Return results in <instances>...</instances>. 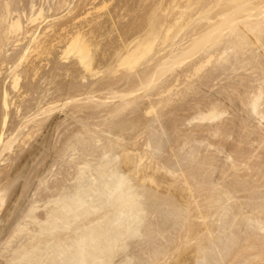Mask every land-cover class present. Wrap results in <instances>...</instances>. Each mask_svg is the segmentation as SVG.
I'll list each match as a JSON object with an SVG mask.
<instances>
[{
  "label": "bare ground",
  "instance_id": "obj_1",
  "mask_svg": "<svg viewBox=\"0 0 264 264\" xmlns=\"http://www.w3.org/2000/svg\"><path fill=\"white\" fill-rule=\"evenodd\" d=\"M22 1L23 2L25 1V3L28 1L27 3H28V7L30 9V12H26L25 8H27V7L20 10L21 5H20V7H18V5ZM51 1L50 0L46 1L47 3L49 2L48 4H50V5H48L47 3L45 4L46 6L48 5L46 8L47 10H46L45 9L46 6H44V4H43V3H45L44 0H43V2H42V0L40 1L41 4L39 2L37 3L36 0H0V59L3 61L2 65H4V63L6 61L9 63L13 62L12 64L10 63L11 69L10 68L8 69V71L10 70L9 72H11L12 77L14 76V81L11 79V81L13 83L12 84L13 88H17L19 90V87H20V89H21V86H20L21 83H19V80L21 78H19V77L22 75H20L17 70H18V68L20 69V67H22L21 66L22 64H24L25 62L28 63V60L30 59L31 56H34L33 58L35 60H38V59L44 58V56L52 55V54H50L51 50L56 48L57 46H60V47H57L56 49L62 47L61 48L62 51L60 50L61 60L65 61V62H69L70 60L71 61L74 60L75 62L73 64L72 63L71 64L73 66H76V67L78 65H79V67H82V70L83 69L85 70L84 72L87 71L86 73L90 74V76H88L89 78H92V76L97 77V75L100 74L101 72H103V76H104V73H105L104 71L100 70L101 72L97 73V74L94 73L95 75L93 74V72H98L99 71L98 68L101 66V65L99 66V64L102 62V64L105 65L104 61L106 60L107 65L108 64H110V65L106 66V68L104 66V68H103L104 70L107 68L113 69V65H111V62L115 63L116 68L114 67V70L111 69L112 70V72H111L112 76L114 74H116V72L117 73H119V71L123 72L124 77H122L123 75L121 76V74L119 73L122 78H120L118 76L117 77L119 79L117 77L115 78L119 83L121 81L123 82V80H125V82H126L127 80H132V79H133L132 80L133 82H131L132 83L131 87H130V85H129V88L125 87L127 92L124 91L125 92L124 93L123 90H121V92H123V94L121 95L122 101H120L118 99L120 97L121 92H119L120 94L118 93L119 96L117 95V91L122 89V86L120 87L119 90L116 86L115 88L117 91H114L110 88L111 87L114 88L113 87V86H115L114 83H116L117 81L114 83L111 82L112 84L109 82L111 84L110 87L108 86L109 83L107 85L106 83L103 82V84H106V86H108L109 89L107 87L106 88L109 91L112 90L117 95L116 99L114 98L116 101L119 100V102H120V103L118 102L117 105L112 103L114 101V99L109 94L110 92H108L107 89H106V92L108 93L109 96H111V99H113V101L110 99H107V100H110L112 102H110V103H109V101L106 102L105 98H102L105 101H100L99 99L101 97L99 96L100 98L96 97L99 101L98 100L96 101V99H95L96 103H91L89 100V103H86L87 105L89 104L87 107H86V105H83V100L81 103L79 98H78L81 93H84L83 92L84 90H82V92L80 90H78V92H77V90H76V92L78 94H79V91L81 92L79 95L76 94L78 99L75 96L76 92L72 93L73 95L69 92L66 95L64 93L63 96L64 95L68 96V97H66V99H68V102L66 99L62 98L61 92L59 90H57L61 94L60 97L62 98V101H61V98H59L57 100L55 99L56 101L52 100L53 105L51 107H49L48 109H46V111L43 114H45V115L50 114V113L52 114V112L54 113V111H58L62 106H65L67 108L68 107L67 105L69 103L70 104L72 103V106H75L76 109H78V110L83 108V107H86V109L84 108L86 111H87V108H89V109L92 108V110H94V111L97 108L99 110L101 108V106L103 107V106H106L108 103L109 104L112 103L115 106L112 105L113 107L110 109V111L108 110L109 113H107V112H105V113L107 114L106 117H109L108 115H110L112 118H114L113 120H115L117 117L121 118V116H124L128 112L129 109H131V111H132L131 114L134 111H136L137 107L138 108L140 107L139 106L140 105L139 99H140V101L141 100L144 101L146 96L147 97L149 96L147 93H149L150 90L151 91L154 90V91H156V93L153 94L155 96V99H153V100L149 99L150 100L149 103H147V104L144 103V105H146V107L145 106H143V107L146 110V113H148L147 114L148 116H149V114H150V116H152L151 114H153V115L155 114L154 116H152L155 123L160 118L158 122L160 124H162L163 122H160V120L162 118H165L166 116H170L173 110H174V113L177 114L178 111L175 108H172L173 107L172 105H174V103L177 104L176 102L179 99L180 100L182 99L181 101H184L183 98L190 99V97H191V100L193 99L192 102L194 103V100L196 102L195 106H193L194 105L193 103L190 102L192 104L191 105L188 102L191 106H189L187 108L186 107L187 103L185 102L186 103L185 104L183 102L185 104V110H186L185 112H188L187 110H189L190 112H188V113L190 115H188L186 117L185 113L183 115L182 112L178 113V115L179 116H182V115L185 116L186 117L185 121L189 120V122L191 120L197 119L199 122L197 125H195V127L197 128L195 130L199 131V133L201 132V130L204 127L206 128L207 123H210L211 128H213L212 133H214L215 137L220 133L221 136L223 135L224 137H227V139H228L229 138L228 136H231L232 133H233V135H235L234 132L238 129L237 127L239 125L238 126L236 125L237 121L240 118V117L238 118L236 116L237 114H239L238 111L245 109L248 114L245 116V118H243V121L245 119L246 120L240 124L242 126V124L244 123V127L239 126L241 129V133L243 134V132H245V135H244V138H242L243 136H241V133L238 132V134L241 136V138L238 135V137L240 139H239V141H237L238 138L234 137V138H236L235 139L236 145L233 144V147L237 146L238 151L241 153L243 150V147H241V145L246 143V142H244V140H247V142L250 141L249 143H254L255 142L254 140H256V142H258L257 144H259V148L260 149L264 148V133L262 135L261 134L262 131H261V133L259 132V135H261V136L259 138H257L259 135L257 134L258 135L257 137L253 136L252 132H251V130H256V128L254 129L255 126H252V121H251L255 118L257 120V117L254 118V116H260L262 119L264 118V0H146L145 4H140L141 6L137 5V7L138 6L143 7V5H146V3H147V5L142 8L141 13H140V11H138L140 15L135 13L136 16L133 18V16H134L133 11L136 10L137 7L134 8L132 6V4L136 5V4L141 2V0H139V2H138V0H134V1H137V3L135 4V3H133L134 1H131L132 4L130 5L134 8V9L132 8V11H131V13L133 14L131 19L132 18L133 19L132 20L129 19V21L127 23L125 20L128 19L129 15L127 17L126 14H128V13L123 14L122 16L126 15L125 17H127L126 19L123 18L127 24L126 23H125V25L121 24L122 26L120 28V31L118 30L119 33L113 29L115 31V33L117 32L119 34L118 37H119V40L120 39L121 40L118 42H120V43H118L117 46H115L114 48L111 47L113 49L112 51H110L111 49L110 50L108 49L110 47L109 44H111V43L107 44L106 46L103 45V43H102L104 48L107 49L105 51L102 48L103 53H101L99 51L101 49H98V48H97L98 50L93 49L94 46H96L95 42L93 41V38H96L95 36H97V35H95L97 33L92 30L93 27L86 31L87 28H85L83 26V24H82V26H81V24H79V22L81 23V21L83 19H84L83 22L88 19L87 17L84 18V16H86V14L88 12L86 13V11H85L86 14L83 13V14H85V15H82L83 19L79 15H75L77 13V11H76L77 8H79V7L91 8L92 6L94 7V5L91 6V4H94L95 1H97V0H78L77 6H75L74 5L75 3H73L74 8L72 7L71 3L74 2L75 0H56V1L51 0ZM108 1H111V0H108ZM108 1H106V2H108ZM142 1L144 2V0H142ZM50 2L52 4L54 2H56L55 3L56 5L54 4L56 7H54V5H52ZM106 2L104 1L102 4H100V6L96 5V6H98V7H96V9L100 10V12H101V10L108 9ZM122 2H124V1H122ZM128 2H129V0H128ZM39 4H40V6H39ZM128 4H130V2ZM70 5H71V7H70ZM24 6H26V5H24ZM109 6H111V5H109ZM127 6L124 5V8ZM22 7H23V4H22ZM65 7H67L68 9L70 8L69 10H66V12H68L67 15L71 16L70 20L68 19L69 20L68 22L63 21L64 18H66L64 13H63L64 16L63 15L57 16L58 14H56V12L65 9ZM115 8H116V6H115ZM117 9H116V11H117ZM138 9H140V8H138ZM50 10H53L54 14L56 16L55 18L53 17L54 19L53 18L51 19V20H53L51 22H49L50 20L49 21L47 20V18L51 17V15L49 14L48 17L46 16V15H48L46 13H50ZM79 10H78V14H80L81 12H84V10L82 8H81V10H83V11H80V13H79ZM88 10H91V9H88ZM123 10L120 9L121 12L120 11L119 12L122 14ZM126 10L129 12L128 9H126ZM126 10L124 12H126ZM74 11L76 12L75 14H74ZM91 11H93V10H91ZM91 11H89V13ZM112 11H113V9H112ZM143 11H144V13L142 14ZM109 12L110 11L108 10V13ZM114 13L117 14V12H114ZM91 14H93V13H90V15ZM103 14H104V12L101 14L102 17H103ZM121 14H119V16ZM95 15L98 16L99 14L95 13ZM115 15H114V19L116 18ZM61 16H63V17H61ZM88 17H91V16H88ZM92 17H94V16H92ZM97 18H99V17H97ZM100 19L101 18H99L97 20L95 19V20L99 21ZM118 19L119 18H117V21H118ZM38 20L39 21L43 20L42 23H44L45 20H47L49 22V23H46L47 26L43 28V30L41 31L42 33H40V34L36 33L38 31V26L36 28H33L34 24ZM107 21L108 20H106L105 22H107ZM122 21L123 20H121V22ZM84 23L90 24V22L89 23L84 22ZM120 23H118V24L120 25ZM95 24L96 23H94V25H93V23H91V26L92 25L95 26L94 29H96V27H100L99 30H101V25L99 24L100 26L99 25L97 26ZM116 24H117V22H116ZM105 25H106V23L105 24L103 23V25H102V26H104L103 28L109 27V25L106 27H105ZM110 26H113V24ZM115 27H117V26H115ZM112 28L109 29L110 30L109 32L113 31ZM103 31H104V29L102 30V32ZM106 33H108V31ZM106 33H105V36L107 37L109 34L106 35ZM29 34L31 35L30 37H32L31 41L28 38V41H30L29 42L30 44L27 47L24 44L26 48L23 50H25V51H23V52L21 51L23 54L19 58H18V56H19L18 55L17 56L18 59L15 57L16 58V60H15L14 58H11L14 56L9 57L7 55V53H5L6 52L5 50H9V49H7V47L9 46L10 42H12L11 41L12 38L13 39L16 38L15 42H17V41L21 42L19 37L21 36V38L22 37L27 38V36L29 37ZM102 36H103V38L105 37L104 35H102ZM101 37L98 35L97 40H99V38H101ZM115 37H117V36H115ZM103 38H102V40H103ZM105 41H106V39H105ZM13 44H15V43H13ZM17 46H19L18 43H17ZM98 47L101 48V46H98ZM96 50L102 54V58L99 57V59L101 58L102 60L99 61L100 63L97 64V67L98 66L99 67L97 68L95 66V68H97L98 71H96L94 69V60H95V58H97L98 56H101V55L97 54L98 56L96 57V53H98ZM58 51H59V49H58ZM108 51H110L111 53L108 54ZM52 56H54V55H52ZM57 57H58V55H57ZM48 58H50V56ZM52 58H54V57H52ZM60 58H58V59H60ZM13 59H14V61H13ZM109 61H110V63H108ZM16 62H18V63H16ZM33 62H35V61H32V63ZM50 62H52V61L50 60ZM96 62H95V64H96ZM36 64H37V62H36ZM36 64L34 67H33V65L31 67H29V64H28L29 69L25 66L26 64L24 66L27 68V71L30 70L31 68L33 71H36V73L35 72H33V73H35L34 76H37L36 74H39L38 72H39V70L41 71V69H40L41 67L37 65L39 67L38 68L36 66ZM45 64H46V66L50 64L49 59H48V64H47V60H46ZM51 64H53V63H51ZM59 64H60V62H59ZM39 65H41V64H39ZM62 65H63V63H62ZM41 66H45V65H41ZM1 67H3V66H1ZM25 67L23 69H21L20 71L23 70V72H24V69L26 70ZM57 67H58V64L56 66V70H59V69H57ZM68 67H69V65H68ZM42 68H44V67H42ZM60 68H62V66ZM45 69H46V67H45ZM54 69H55V66H54ZM64 69H66V68H64ZM64 69L63 70L60 69L61 72H63ZM69 69H70V71H72L71 68H68L67 72L69 71ZM32 70H30V72ZM53 70H50L51 72L50 71L49 72L52 73ZM227 70L228 71L230 70L232 73H236V74L238 73V75H239L240 70H242V71L244 70L246 72L253 70L252 71L253 74H257V75H256V77H254L255 75H253L252 72L247 73L250 78L249 77H247V78L242 77L241 75H239L242 78H240L239 80L237 79L238 81L233 80L235 83H233V81H231L233 84L230 82V84H232V85H229V83H227L225 81L226 78L229 76V74H228V76H226V78L224 77L225 79L221 78L222 80L225 81V83L223 84V85H225V88L224 87L223 88L226 90H224L222 88L224 92H220V91L218 92L217 90L220 87H222V83L224 81L221 82L217 86L218 87V89H217L216 86L215 87L213 86V84H215L216 81H212V80H217V82H218L220 73L227 71ZM69 72L67 74H69ZM79 72H80V70H79ZM47 73L48 72H45V74H47ZM232 73H230V75ZM31 74H32V72H31ZM67 74H64V76L66 77ZM70 74H71V72H70ZM74 74H76V73H74ZM77 74H78V72H77ZM91 74H93V75L91 76ZM108 74L110 75V73H108ZM222 74L225 75L224 73H222ZM240 74H241V72H240ZM242 74H243V72H242ZM244 74H245V72H244ZM244 74H243V76L246 75V74L245 75ZM41 75H43V73ZM41 75H39V76H41ZM116 75H114V76H116ZM209 75L214 76V77H210L211 80L209 79L210 80L209 82H213L212 87L217 89V90L213 89V92H214L213 93V99L214 100H210V99H212V96H211L212 91L210 92L208 90V89H210L209 88L210 84H209V86H207V84H206L208 82L207 81L208 79H206V78ZM226 75H227V73H226ZM62 76H63V74H62ZM69 76H72V74ZM69 76H67V77L69 78ZM83 76H84V73H83ZM83 76L81 77V80L83 82H86L85 77H87V76H85L84 78H83ZM56 77H58V75H56ZM56 77L54 78V80H56ZM72 77L75 78V75H73ZM230 77H232V75L229 76V78ZM33 78H35V77H33ZM77 78L79 80L80 77H77ZM100 78H102V77L100 76ZM23 79H24V76H23ZM93 79H95V78L93 77ZM115 79H113V80H115ZM221 79H220V81H221ZM54 80H52V82H54ZM66 80H67V78H66ZM103 80H106V78H104ZM110 80L113 81L112 79H110ZM3 81H4V79H3ZM50 81H49V84H51ZM250 81H254L256 83L251 82L253 84V85H251ZM93 82H95V84H96V81H93ZM101 82H102V80H101ZM105 82H108V80ZM237 82H239V83H237ZM9 83H11V82H9ZM97 83H99V82H97ZM129 83H130V81H129ZM65 84H66L65 86L69 85V84H67V82ZM70 84H72V83H70ZM91 84L94 85V83H91ZM91 84H89V85H91ZM204 84H205V86L208 87V89H206V90H208L206 93L211 94V95H207V96H209L208 98H205L206 95H204V94L201 95L202 87ZM72 85H73V87H72L73 89H77V87L76 88L74 87L75 86L74 83ZM81 85H82V87L79 85L78 89H79V87L84 89L85 85H84V87H83V84H81ZM117 85L119 86V84H117ZM237 85L241 86L240 88L243 87L242 88L243 90H240ZM56 86L61 87V85H59V84ZM76 86H77V84H76ZM99 86H101V84H99ZM59 87H57V88H59ZM125 88H124V90H125ZM61 89H62V87H61ZM86 89H88V90L91 89V86H90V88L87 87ZM99 89H100V87H98V89L96 87V89L92 90L93 93H91V94H94L95 90H97L98 92H101L103 90V92L106 93L104 91L105 87L102 90L101 89L99 90ZM88 90H87V92H88ZM141 90H142V92H141ZM206 90L203 89V91H206ZM219 90H221V89H219ZM11 91H12V89H11ZM64 91H66V90H64ZM103 92H101L102 96H104ZM137 92L140 93V95H141V93L142 94L144 93L145 95L144 94H143L144 96L142 95L144 98L141 99L142 96H140ZM225 92L227 94L226 96L228 97V100L225 98L226 102H221L223 100H221L220 97L217 98V96H219L221 93L224 94ZM87 94H90V92H88ZM214 94H218V95H215L216 97L214 98ZM223 94H222V99H224L223 96L225 97V94L224 95ZM151 95L152 94H150V96ZM88 96H89L88 98H90V96L93 97V100H94L95 96H93V95H88ZM106 96H107V94H106ZM150 96L148 98H150ZM152 96H151V98H152ZM56 97L57 96H55V98ZM58 97H59V95H58ZM81 97H82V94H81L80 98ZM85 97H86V95L84 96V98ZM13 98H12V100H13ZM44 98H45V96H44ZM216 98H217V100H216ZM87 99L85 98V101ZM225 99H224V101H225ZM12 100H11V94H10L9 90L3 91L2 95L0 94V105H1L2 111H3L2 116L0 117V157H2V155L6 152H8V153L10 152L9 154L11 155V151H12V154H13L14 145L18 141H19L18 143H21L24 146H27L28 148L26 147L27 151L25 154L23 153V150H22L21 153H23L24 155L18 153L21 157V158L19 157L21 159L20 162H18L17 164H12V161L10 160V162H11L10 164H12V166L15 165L14 168L12 167L13 169L11 167H8L9 164L6 165L8 167V169L10 168L9 169L10 171H8L10 173H8V174L5 173L6 176L3 175L4 177H1V172H3V170H5L7 167L4 168L2 171H0V205L2 204V208H3V205L5 203V200L7 201V199H9L8 197H6V195L8 193L11 192V195H10L11 201L14 199L13 195H15V196L18 195L16 189H14V187H12V186H14L13 182L16 181L15 183L19 184V180L20 179L22 180V178L27 175V174L25 175V173L26 172L30 173L27 171V169H30L29 165L32 164L31 162H33L36 158H38V156L41 155V151H42L41 147H34L35 145L34 146L33 145L28 146L29 143L31 144L30 140L32 141L33 138L35 139L36 135L38 138L39 137L38 134H40L41 136L46 134V129H48L47 131H49V129L53 128V132H54L56 126L58 125V123H57L55 128L53 127V123L55 124V122H53L51 120V118H50L51 114L49 116L47 115L44 118H42V117L40 118L38 114L37 115L35 114L36 116L34 115V117L32 119H29L28 121H27V119H28L27 118L26 119L27 122H24V124L19 126L20 130L28 128V130L26 129V132L20 133L19 136H17L16 138H14V135H16V134H12V136L9 135L7 137V140H6V136H7L6 130L8 128L9 119H10L9 118V113H10L9 109L11 107L10 101L13 102ZM63 100H66V103L58 104L59 101L64 102ZM146 100H148V99L146 98ZM218 100H221L220 103L222 105L219 103ZM21 101H23V100H21ZM43 101H44V99H43ZM43 101H42V103H44ZM45 101H46V99H45ZM49 101L51 102L50 99H49ZM186 101H190V100H186ZM227 101L229 102V105H227L228 108H229V106L230 107L232 106L231 107L232 109L229 108L230 110L225 105V103L228 104ZM40 103H41V101H40ZM183 103H181V104L183 105ZM16 105L17 104H15V106ZM169 105H171V106H169ZM177 105H174V106H177ZM40 106H41V104H40ZM17 107H19V106L17 105L15 108H17ZM167 107L168 108L171 107L173 109L170 114L168 111V115L165 114L167 111L165 110L166 111L165 112L163 110L164 108L169 110ZM179 107H177V108L179 109ZM29 108L30 107H28L27 109H29ZM31 108H33V107H31ZM108 108H110V107H108ZM132 108H136V110H134ZM233 108L235 110H233ZM18 109H20V108H18ZM35 109H33V113H34ZM70 109H71V107H70ZM76 109H73V110H76ZM105 109H107V108H105ZM193 110H194V112H193ZM228 110L230 111V113L233 110L231 113L232 118L227 119L228 117H226V119L229 120L226 122V119H224V117H225V114L227 113ZM236 110H238L237 113H236ZM38 111H39V109H38ZM82 111H83V109H82ZM104 111H106V110H104ZM163 111L165 113L162 114ZM179 111H182V109ZM19 112H20V110H19ZM23 112H27V110H25ZM72 112L73 111L70 112V110L68 112L66 111V113H70V115ZM75 112L78 113L77 111H75ZM233 112L235 113V115H232ZM61 113H62V111H61ZM82 113H78V115L82 114ZM98 113H99V115H101L103 113V111L101 113L100 112H98ZM105 113H103V114H105ZM230 113L228 112V114H230ZM21 114H19L20 117L25 116V114H23L24 116H21ZM83 114L88 115V113H83ZM93 114H95V113H93ZM93 114H92V116H93ZM180 114H182V115H180ZM54 115H56V114H54ZM74 115L75 114L73 113V116ZM99 115H97V116H99ZM142 115H144V114H142ZM164 115H165V117H164ZM248 115H249V118L247 117ZM26 116H28V115H26ZM75 116H77V114ZM81 116H79V117H81ZM94 116L96 117L95 119H98V117L96 115H94ZM172 116L173 115H171L170 117L173 119L174 117H172ZM25 117H24V121H25ZM86 117L88 118V116H86ZM89 117H90V115H89ZM93 117L90 118L91 119L90 121H92L94 119ZM101 117L104 118L103 115ZM101 117L99 116L98 120L102 119ZM124 117L121 121L124 120ZM152 117H150L151 119L148 117L149 121L147 119H144V121L147 120L146 122H150V125H148L149 123L145 124V125L151 126V128L155 126L154 125L155 123L151 125V123L153 121ZM155 117L157 118V120H155ZM235 117H236V119L238 118V120H235ZM112 118H110V117L108 118L110 123L114 122V121H111ZM229 118H230V116H229ZM250 118H253V119H250ZM72 119H74V118H72ZM76 119L78 121V119H80V118L76 117L74 121H76ZM82 119H85V117L84 118L81 117V122L84 121V120L82 121ZM95 119H94V121H95ZM104 119H106V118H104ZM166 119L168 120L167 117H166ZM172 119H171V121H172ZM57 120L59 121V119H57ZM137 120H138V118H137ZM165 120H164V122H165ZM69 121H71V120H69ZM79 121H78V123H79ZM178 121H180L182 124H184L183 118L180 119L179 117H177L176 120H173L174 125L172 126V128H174V132H176V133L179 132V135L181 136L180 132L183 129L180 131L179 125L176 123ZM30 122H32L33 125L29 126L28 124ZM86 122H88L87 119L85 121V124H86ZM105 122H106V120H105ZM116 122H118V119H116ZM134 122L137 123L138 121H134ZM158 122L156 124H159ZM180 122H179V124H180ZM228 122L231 124H235V127H230L229 124H227ZM62 123L59 122V125ZM108 123H106L105 125H108ZM112 123L109 125L111 126ZM194 123H197V122H194ZM194 123H193V125H194ZM70 124H72V123H70ZM76 124L77 123L74 122V125H76ZM85 124H82V126ZM93 124L95 125V123H93ZM119 124H120L119 125V127H120V126H123V124L125 125L126 122L125 123L123 122L122 125H121V122ZM127 124H128V121H127ZM131 124H129V125H131L130 128H128L129 126H127V125L126 126L129 130L131 129L135 133L133 136V139L131 138V136L129 138L130 140L132 139V141L134 140L135 141L134 143L133 142L130 143V141H128V137H129L128 135L129 134H126V132H128V129H126L124 126H123V128H125V129L120 128L118 133L115 134L116 135L115 137H114V135L111 134V133H113V130H112V132L110 131L112 128L109 129V131L111 133L108 132V134H111V136H113V138H117L116 140L112 139V138H110V139L107 138L110 135H106L107 137L104 135V134H107V131L105 130L106 127H104V129H101L102 131L104 130V132L101 133L100 132L101 130L98 131V129H97V131H98L97 132L96 129L95 130L91 129L92 127L90 128L89 127L90 125L88 126L87 124L83 128H81L82 126L80 127V125L79 126L76 125V126L80 127V129H82V130L84 129V132L87 134V136L90 135L89 138H87V140L84 139L87 136L83 137L84 136L83 134H85V133H82L81 132L82 130L76 131V129H78V128H76V126H74L73 124L72 125H73V127H75V130H74V128L70 129V130H72V135H69L70 133H68V129H67V128L72 127L71 125H68V127H66L67 131L64 130L65 128L61 129L62 131L63 130L66 131L69 135V136L67 135L70 139V140H67V141H69V149L68 150L69 151L71 150V152H68V153H72V151H77L78 150L77 146H79V145L81 146L83 144L84 146H86L88 144L86 146V149H84V151H87L90 154V155L89 154L88 155L91 156V159H94V157H95V159L97 161L95 159L94 160L96 162L94 160H93L94 162L92 160L91 161L88 160V159H90V157L89 156L87 157V155H86V157L88 158L87 159L85 157L86 152H84V154H82L83 152L81 151V153L80 152H78V153L73 152V153H75V155H73V153L71 154L73 156H71L69 154L71 158L75 157L74 159H71V160L69 159V161H70L69 162L68 159H66L67 156L69 157V155L66 154L67 153L66 151H68V150L65 149L66 146L68 147V145H63L64 142H63V144L61 142V144L63 146H65L64 151L66 150L65 151L66 153L63 151L65 156H63L62 151H61L62 153L59 151L60 149H58V150L56 149L57 153L59 151L60 154L59 153L58 154L61 157L62 156L66 157L65 159H66V161H68V162H66L64 158L57 156L58 159L61 158L64 160L62 162V164L63 163L65 164V162H66L68 165V163H71V161L76 160V158H77L76 161H78V160L80 161V159H81V161H83L82 164H80L81 166L79 165V163H76V166H77V164H78V166H80L79 168H77L78 166L76 167L77 172H76V170L74 171V169L73 170L68 169V171H70V172L71 171L76 172L75 177H73L72 175L66 176V173L61 174L62 172H64V171H62V169L64 170L65 166H66V168H70L72 166H69V167L67 165L63 166L60 163L62 165L60 167H64L61 169V168H59L58 165H56V167L58 166L57 168L61 170L60 171L61 176H63V177L66 176V177H70V178L73 177V179L75 178L73 184L71 186H69L71 184V182H70L71 179L69 182H67V181H65L67 178L65 179V177H64V179H65L64 180V179H61L62 177L60 176V174H58L59 176L55 175L56 180L57 179L59 181L64 180V182L62 183V186H61V184L60 185L58 184L57 188H54L57 186V183H56V185L53 184L55 186L49 187L52 190L54 188V190L56 192H54V190H53L54 194L52 195L53 192L51 190V192H52V193L50 192L51 197L49 196V198H48L49 200H48V203H46L47 206H46V209H45L43 216L40 217L39 215H37L36 214V208L33 206L30 209H28V211L25 212L26 215L22 218V220L19 221L18 224L16 223L17 226L14 228L13 233L9 237L8 241H7V239H5L6 240L5 243H7V244H6V247H5V245L3 246V248L4 247L5 248L1 251L0 258H2V256H3V258L5 257L7 260V264H133V261H134L136 254H138V252H140L150 241L147 237L148 222L150 220H154L157 218V216L154 214H152V215L147 214L145 209H143V206L141 205L143 190L141 187L138 186V184H134V181H136V180L138 181L139 178L137 177L138 178L137 179L136 176L138 174L143 173V171L146 170L145 169L146 164L149 163V161H151V159L154 156L156 158L158 157V159H159L161 152H167V153H169V155L173 156L170 153L172 152L171 150L174 151V149L173 148L171 149L170 147L175 148V147H177V144H175L176 146H173L174 142H172V141H174V139L173 140H171L169 138L167 139V137L165 136V135L168 136L169 134L171 135V133L173 132V130L171 128L172 132L169 129V130H167V134H166L165 130L168 127L167 126L168 123H164L165 125L166 124L167 125H166V129L162 130V131H161V129H159L160 126L158 125L159 128L158 127L157 128L159 129V131H161V134L158 135V137H157V134H159L160 132L157 133L156 135L153 134L155 131L153 133L151 132L152 138H148L147 139L148 141H146V143H145V141H143L146 144L147 148L150 149V151H151L150 154L152 156L150 160L148 159L149 161L145 160L146 163L144 165V170H143L142 169V167H143L142 163L144 164L143 158H145V156L148 155V152H150V151L147 149L148 152L146 153V155H144V157H142L140 154H137L136 151H135L136 155L133 153V151L135 149H132V148H136L137 146L132 147V145L137 144L136 140L139 136L138 134H139V132L141 133V131L138 130V128H140V125L142 126V124H140V122H139L140 125L139 124L135 125V123L133 124L132 122H131ZM115 125H116V123H115ZM186 125H189V124H186ZM63 126L64 125H62V127ZM103 126L104 125H102L100 127L103 128ZM110 126H108L107 128H110ZM162 126H163V124H162ZM208 126H209V124L207 125V127ZM44 127H46V129H45V132L43 133L42 129ZM98 127H99V124H98ZM184 127H185V125H184ZM184 127H182V128H184ZM190 127H192V123H191ZM256 127H257V125H256ZM60 128L61 127H59L58 129H60ZM149 128H145V129H149ZM161 128H163V127H161ZM169 128H170V126H169ZM235 128H237V129L235 130ZM142 129H143V127H142ZM150 129L148 130L149 135H150V131H152V129L151 130ZM186 129L188 131L189 128H186ZM257 129L259 130L260 128L258 127ZM73 130H74V132H73ZM85 130H87V132ZM124 130L126 132H124ZM153 130H155V128ZM64 131H63V133H64ZM78 131H80L79 132L80 134H78V135H80V136L82 135L81 137H83L82 140H79V138L76 136ZM133 131H132V133H133ZM143 131H146V130H143ZM168 131H170L169 134H168ZM185 131L186 130H184L182 132L185 133ZM196 131H193L194 132L193 137H195V139H197L196 136L199 134L198 133L196 135ZM203 131L205 133L209 134L208 136H211L210 135L211 130L209 131V133L207 132L208 130H203ZM238 131H240V130H238ZM247 131H249V132H247ZM257 131L255 133H258ZM13 132H14V130H13ZM56 132H58V130L55 131V133ZM114 132H116V131H114ZM17 133H18V131H17ZM187 133L189 134L190 132L188 131ZM187 133H185V134L188 136ZM192 133H190V134H192ZM53 134L54 133H52V135ZM125 134L128 136L127 140H126ZM190 134H189V136H190L189 138L191 139V136L193 134L192 135H190ZM201 134H202V132H201ZM215 134H217V135H215ZM20 135H22V136H20ZM65 135H63V136H65ZM146 135H148V133L143 135L144 136L143 140H145ZM233 135H232V139H233ZM104 136L106 137V140L109 139V140H107L108 143L106 142ZM155 136H156V138H155ZM171 136H173V134ZM221 136L219 138L217 137L218 141L221 138ZM223 136H222L223 140H226V139H224ZM19 137L21 140L18 139ZM81 137H80V139H81ZM176 137H178L177 139L180 138L179 136H176ZM37 138L35 139V141L37 140ZM186 138L187 137H184L186 142L189 141L188 143H190V141H191V144H193V142L196 141L198 143V145H202L201 146L202 148L204 146L206 147L205 144L207 141L203 137H201V138L205 140L204 141L205 144L203 141H201L203 143L200 144L201 143L199 141L200 136L197 139L198 141L197 140L194 141V140H190L189 138L188 139H186ZM208 138L209 137H207V139ZM211 138L213 139L214 137H211ZM211 138L209 139V144L211 146H209V145H207V146L212 147V145H213V147H214L215 142ZM177 139H176V141H178ZM182 139H183V137H182ZM229 139H228V142H229ZM39 140H40V138H39ZM48 140H49V137H48ZM63 140L64 139H62V141ZM102 140L105 141L103 143H107V145L106 144L104 145L105 148L103 147V143L101 142ZM181 140H180V142H181ZM185 140H182V142L183 141L185 142ZM67 141H66V144H68ZM82 141H84V142H82ZM86 141H87V143H86ZM94 141H96L97 144L99 142H101L102 144L100 143L99 145H97ZM215 141H216V139H215ZM230 141H231V139H230ZM45 142H46L45 139H44V141L41 142L40 145L42 146V148H43ZM93 142L95 143V145H97L96 149H98L100 145L102 146V147L100 146L101 148H99V150H97V152L99 154H102V153L103 154L100 156L96 152V155L97 154L99 155L98 159L96 158L98 156H96L94 154L95 156L93 157V155H92L93 152L95 153L96 149L92 148V147L89 148V146H91L90 144H92V145L94 144ZM171 142L173 144L172 146H171ZM180 142L178 141L176 143H179L178 145H180V147H181V146H183V144ZM219 142H221V140ZM219 142L217 144H219ZM18 143L16 145L20 147L21 144L18 145ZM225 143L222 144V142H221L222 145L226 146ZM232 143H233V141L230 144H232ZM234 143H235V141H234ZM32 144H34V143L32 142ZM35 144H38V142ZM56 144H58V143H55V146H56ZM59 144H60V142H59ZM164 144L165 145L167 144L168 146H170L169 149L171 152L163 151L165 149ZM83 145H82V147H83ZM95 145H94V147H95ZM186 145H188L187 147H189V148L191 147V149H193V151H191V149H190V154H189V152L187 153L188 157L190 158V155L192 152L193 156H191V157L193 158L194 161L196 158V161H195L196 164L193 161V163H194V164L192 163L193 166L191 164L188 165V166H191L192 168H188L189 172L187 171V174L189 173L188 177H192L193 180L192 179L186 180V178H184L187 176H186V172L185 173H183V172L185 169H187L188 166L186 165V168L182 171L183 167L185 166V165H182L183 167L181 166V168H179L180 166H178L179 170L181 169L182 172L176 173L175 175L179 174V175H177L180 177L179 179H181L182 176L184 175L183 180H185L186 182H183L182 180H180V182H179L180 185L178 183V186L176 185L177 184L176 181H174V183H173V180H175L177 178V176H174V172L179 171V170L176 171V169H178V168L172 170L173 167L177 166L175 164L176 161L174 160V158L176 160L181 159L180 161H183L182 159H184V158H178L179 157L178 153L174 154V152L177 150V148L179 150V148H180L179 146L177 148H175L176 150L174 152H172L174 154V156L177 155V157L176 156L172 157L173 160L175 161L174 163L172 162L173 160L171 161V158H170L171 156L169 157V156H167L168 154H165L166 157L170 158V161L167 160L169 162V164L167 163L168 166L171 165V163L174 165V166L172 165V169L170 166H169L170 168H168V166L167 167L164 166L165 160H164L163 165H162V161L160 163L161 165L157 163V162H160L159 160H161V159H159V160L156 159V161L158 160L157 162H155L154 160H152V161L154 163H157L158 165L162 166V169L159 166L160 170L162 172L166 173L165 170H167V174H163L162 177H166L167 175L171 174L170 176L172 177V179L174 178L173 180H171V182H172V184L176 185V187H178L177 192H178V190H181V189H183V192H184L185 186H182V185H185L184 183H186V188L187 189L189 188L188 191L191 190L190 191L191 199H190V195L186 194L188 191L185 188L186 189L185 192L186 191L187 192L186 193L184 192V193L186 195H189V196H187L189 198L188 199L182 198V197H186V195L185 196L182 195V197H181L182 201H183V199H185L184 201L187 202V200L191 201L194 198L196 200L198 199V197H199V199L202 198V200H201L202 202H199V201L194 202L192 200L193 202L191 201V203H189V202H187V203H189L188 206L190 207V209H191V207L193 209V205L194 206L196 205L194 207L195 209H193V210H198L199 214L201 215V216L199 215V217H200L201 221L203 220V222H200L199 218L197 217V215H198L197 212L194 211L195 214L197 213L196 216H193L194 215L193 210H189L192 212H189V213L187 212V209H189L188 207L186 208L187 204H185L183 202L185 204V206H184L185 208L182 207L183 204H182V206L180 204V206L182 207L181 209H183L182 211H186V213L184 212L185 216L183 218L185 221L184 224L185 225L188 224V225L184 226V230L182 231L183 234L179 235V233H181V232H179L178 234L176 233L178 235V238H177L178 240L175 239L177 236L174 235L176 237L173 238L175 240V242H173L174 243L173 247H170V245L172 243L170 240L172 239V237H169L171 239L168 240L169 239L168 238L167 240L170 241L171 243L170 242H167V243H170V245H169L170 248L167 245L168 248H165L161 252L159 251L158 255H156L158 252V248H156V249L153 248V251L157 250V251H154L156 254H154V252H152V251L151 252L154 255H156L157 258L156 257L153 258L152 262L153 261L154 262L150 263V264H264V164L262 165V163L260 161L258 162L257 159H256V161L252 160L253 157H255V155L251 156L250 154H248L250 156L245 157L246 154L242 152L243 155L238 154L236 156V154L239 152L237 150H235V153H236L235 155H231V154L229 155L228 154L229 157H227L226 159H228L227 161L229 163L227 162L228 164L224 165V167H223L222 166L223 164H221L220 162L223 161L222 163H224L226 160L225 161L222 160L223 158L221 159V157H219L220 156L219 155L218 158L221 159V161L219 162L218 161L219 159L217 160V157H216V153H217L216 151H215L214 157L210 156V155H212V154H210V152H209L210 155L207 156V154H204V150H206L207 148L209 149V147L204 148V150H203V149H201V147L199 148V146L196 143H195V145H197V148H194L195 145H193V146L190 144H186ZM222 145H221V147H222ZM244 145L248 146L251 144H244ZM253 145L254 144H252V146ZM50 146H48V147L51 148ZM63 146H62V148L60 147L61 150L63 149ZM115 146H117V147L115 148ZM225 146H223L221 148V150H220L221 152L223 151L222 149H224V151H226L225 149L228 147L227 146L225 147ZM230 146H232V145H230ZM252 146H250V147H252ZM257 146L253 148L254 149L253 152L257 151V148H258ZM184 147H182L183 153H184V150H185V153L187 151H189L188 150L189 148L187 149V147H186V149H184ZM216 147L218 148V146H216ZM21 148L22 147H20V149ZM52 148H53V146H52ZM83 148H82V150H83ZM102 148H103V151L101 150V153H100L99 151ZM182 148H180V149H182ZM239 148L240 149L242 148L241 151L239 150ZM87 149H89V151H92L93 149H95V151L93 150L91 152L92 153L91 154ZM114 149L116 150L115 152H114ZM208 149L206 150L207 152H208ZM218 149H220V147ZM234 149H236V147L233 148V151H234ZM244 149H246V148H244ZM16 150H17V147H16ZM54 150H52V151H54ZM117 150L119 153L121 152V156H122L121 161H123L126 164V166H124L123 162L121 163L122 165L120 164V166H119V163L121 162V161H119L121 156L119 157V153H117ZM250 150L252 151V148L249 150L247 148L248 153H252V152H249ZM46 151H47V149H46ZM180 151H182V150H180ZM180 151H178V152L180 153ZM206 151H205V153H206ZM217 151H218V153H220L219 150H217ZM227 151H229V150H227ZM24 152H25V149H24ZM262 152L259 150L256 154V157L257 158L263 157V161H264V151L262 150ZM43 153H47V152H43ZM57 153H55V154L58 155ZM140 153H141V151H140ZM181 153H180V155H182ZM194 153H196V154H194ZM211 153H212V151H211ZM79 154H82L83 156L82 155H80V156H82L86 159H83V158L79 159V157H78ZM143 154H144V152H143ZM150 154H149V156H150ZM10 155H9V157H10ZM14 155H15V152H14ZM19 155H17V156H19ZM194 155H195V157H194ZM252 155H253V153H252ZM46 156H47V154H46ZM48 156L51 157V155H48ZM52 156H53V154H52ZM54 156H53V159H54ZM161 156H164V154ZM185 156H187V155L184 154L183 157H185ZM164 157H162V159ZM166 157L164 159H166ZM197 157H199L200 159ZM3 158H6V157H2V161L4 160ZM147 158H150V157L146 156V159ZM192 158H191V160H192ZM20 159L17 158V160H20ZM45 159L47 160L46 157H45ZM45 159H43V161H45ZM197 159H199V160L197 161ZM242 159H244V161H242V162H245L249 165L248 166L249 168H247L246 170L243 169V170H245L243 173H241L242 171L240 169L242 167L246 168L247 164L244 163L245 164L244 166H246V167H244L243 164H241L242 166H240V163H242L241 162ZM260 159H262V158H260ZM39 160L41 161V157L39 158ZM35 161H38V159H36ZM51 162H53V160H51ZM55 162H53V166H55L54 165ZM59 162L60 161H58L57 163L59 164ZM7 163H9V162H6V164ZM33 163H35V162H33ZM73 163H72V165H73ZM184 163H186V161ZM2 164H3V162H2ZM4 164H5V162H4ZM46 164H47V161L45 164L43 163V168ZM69 165H71V164H69ZM74 165H75V163H74ZM196 165H197V168H196ZM252 165H254V167H252ZM50 166H52V165L50 164ZM50 166L48 168H50ZM122 166H124V167L121 170ZM127 166H129V167L125 168ZM149 166H152V165H150V163H149ZM239 166L241 168H239ZM155 167H156V169L155 168L154 169L158 170L157 166H155ZM193 167H195V169L198 170L196 172L195 176H194V174H195L194 172L196 171L195 169H194L195 171L193 170L194 171L193 173L190 172V171H192ZM0 168H2V167H0ZM149 168L152 169V167H149ZM40 169H42V168H39V171H40ZM11 170H13V171H11ZM34 170H33V172H35L34 174L39 175V173L36 174V171L38 170V168H36L35 171ZM55 170L56 169L53 170V168H52V171H55ZM124 170L125 171L129 170L130 172L129 171H127V172H129L130 174L129 173H128V175L125 174ZM160 170H158L157 174H155V175L161 174ZM39 171H37V172H39ZM48 171H49V169L47 170V172ZM57 171H58L57 173H59V170H57ZM68 171L65 170V172H67V175L70 174V172L68 173ZM148 171H149V169L147 170V172ZM4 172H7V171L5 170ZM55 172H54V174H55ZM153 172H155V171L153 170ZM40 173L42 174L41 171H40ZM44 173H45V171H44ZM145 173H143V174H145ZM150 173H149L150 177L147 176V174H146V175L142 176L140 179L144 183L146 181H148L150 184H153V186H155L154 184H156L158 186L160 184V186H161L162 180H160L161 178H159L161 176L156 177L153 174L150 175ZM168 173H170V174H168ZM197 173H201V176L200 175L198 176ZM172 174H173V176H172ZM227 174H230V176L233 175L231 177L235 176L236 181H234V179H232V180H233V182H235V184H237V185H235V187H237L238 184H239L238 187L241 186L240 189L238 188L236 190V188L234 186H233V188H235V190H233L232 188L229 189L230 187L226 183V180L228 179ZM30 175H32V173ZM52 175H53V173H52ZM152 175L154 176L155 179L153 177H151ZM42 176H44V174ZM196 176H197V178L201 177V179H203L202 176L203 177L205 176L207 179V183L202 184L201 183L202 180L199 182L198 181L196 182L195 180L197 178H195V180H194V177H196ZM240 176H243V177L246 176L248 181H246V180L243 181V179L240 180ZM27 177H28V175H27ZM34 177L35 176H33V178ZM44 177H42V178H44ZM59 177H61V178H59ZM134 177L136 180H133V182H132L131 180ZM24 178H26V177H24ZM166 178H164V179L166 180ZM73 179H72V181H73ZM157 179H159L161 181V183L159 180H158V182H159L158 183ZM179 179L178 180L176 179V180L179 181ZM229 179H231V178H229ZM244 179H245V177H244ZM43 180H41V181H43ZM47 180H50L51 181L50 185H52V182L55 179H53V180L47 179V177H46V182H47ZM56 180L54 181V183L56 182ZM58 180H57V182L59 183ZM68 180H69V178H68ZM232 180H230L228 184H231ZM23 181H21V183ZM41 181L39 180L38 183H40ZM28 182H29V177L27 179V182L25 179V184H27ZM65 182L69 183L68 184L69 187H67L66 185L64 186ZM139 182H135V183H139ZM165 182H167V181H165ZM165 182H164V184H167ZM171 182H170V184H171ZM175 182H176V184H175ZM204 182H206V181H204ZM181 183H182V185H181ZM17 184H16V186H17ZM28 184H30V182ZM40 184L44 185V182H42ZM170 184L168 183V189H170ZM22 185H23V183H22ZM22 185H20V186H22ZM27 185H26V187L29 188V186H27ZM174 185H171V186H174ZM221 185L223 187V188L221 187L222 190L220 188H217L218 190L215 189L217 186L220 187ZM32 186H33V183H32ZM40 186H37V188L39 187L38 188L39 191H42L43 189ZM150 186L151 185H149V187L147 189L148 191H149ZM158 186L157 187L155 186L156 188H154V191H155V189L158 191V188H160ZM22 187L24 188V186H22ZM176 187H174L175 188L174 192L176 190ZM179 187H182V188L179 189ZM171 188H172L171 189L172 191L167 190L169 192H167L168 196H166V198H164L165 201L167 200L169 202V200L167 199V197H169V195L171 196V197H169V199H171V201H172V198H174V196H175L174 199L180 200L181 198H179V195L181 196L182 190H181V192H178L180 194L177 196L178 198H176V195H174V194H177V192H175L174 194H171L173 192V187H171ZM23 190H25V189H22V191ZM26 191H29V190H26ZM26 193L27 192H24V194H26ZM158 193H159V191L157 192V194ZM195 193L197 194L198 197L195 196ZM149 194H151V193H149ZM242 194L245 196L246 202H245V200L244 201L241 200L242 203H241V201H240V203H238L237 196L239 197ZM159 195L161 196V194H159ZM159 195H157V197ZM243 195H242V198H243ZM11 196H12V198H11ZM20 196L22 197L24 195H22V193H21ZM192 197H194V198H192ZM215 197H216V200L214 199ZM18 198L21 199L19 197V195H18ZM161 198H163V196H161L160 198L158 197V200ZM212 198L214 199V201ZM234 198H236V199H234ZM19 199H18V201L21 202ZM22 199H23V197H22ZM239 199H241V197H239ZM10 200H8L7 202L9 203ZM16 200H17V198H16ZM45 200H46V198H45ZM203 200L207 201V204ZM233 200H236L235 201L236 203H234ZM162 201H164V200H162ZM174 201L175 200H173V202H171V203L174 204ZM12 202H10L9 205L15 203V202L14 203H12ZM177 202H179V201H177ZM227 202H228V204H227ZM16 203H18V202H16ZM179 203H178L177 207H179ZM192 203H193V205H192ZM202 203L206 204V205L203 204V206H206V208H204L201 205ZM14 205H17V204H14ZM175 205H176V203H175ZM23 206H19L18 208H21V207L23 208ZM26 207H27V205H26ZM18 208L15 211H19ZM3 209H1V210H3ZM9 209H12V208H9ZM9 209H7L6 212L4 211V213H2L3 214L2 216L0 215V218H2V220H4L7 223H10L9 221H7V220H9V218L11 216ZM202 209H206V211H203ZM23 210H25V207ZM230 211H232V212H230ZM19 215H20V213H19ZM16 216H17V214H16ZM185 217L187 218L186 220H185ZM195 217L198 218L200 224H198V222L196 223V221H198V220ZM225 217H227V223L225 221H223V220H225L224 219ZM11 220H12V218H11ZM187 220L189 221V223H187ZM15 222H16V220H15ZM2 223H3V221H2ZM11 223H12V221H11ZM11 223L9 226L12 225ZM213 224L214 225L216 224L215 228L217 230H215V228H213L214 227ZM4 226H5V224H4ZM4 226L0 228V232L3 230ZM11 230H12V228H11ZM217 231H219V232L221 231V232L219 233ZM2 232L6 233L5 231H2ZM215 232L217 234L222 233L223 235L222 234H221V236L219 234L217 235V234H215ZM4 235L7 236V234H3V235L1 234V236H4ZM6 236L4 238L8 237V236L7 237ZM151 237H152V239L153 238L154 239H160V240H162V242L164 239H166L165 234H162V232L158 231V230L152 231ZM24 240L29 241V244L26 245L24 243ZM63 247H64L63 252L59 255V257L58 258L54 257L55 261L53 260L51 262V260H49V262H46L48 257L51 255V254H49L51 252V250L52 251L54 249L59 250V249H62ZM161 249H163V248H161ZM159 250H160V248H159ZM151 257L152 256H150V259H151ZM139 259H140V257H139ZM141 260H143L144 264L146 263L145 261H147V259L144 260L143 258H141ZM148 262H147V264H149Z\"/></svg>",
  "mask_w": 264,
  "mask_h": 264
},
{
  "label": "rangeland",
  "instance_id": "obj_2",
  "mask_svg": "<svg viewBox=\"0 0 264 264\" xmlns=\"http://www.w3.org/2000/svg\"><path fill=\"white\" fill-rule=\"evenodd\" d=\"M36 1H37V3L39 2V3L41 4V2H40L41 0H36ZM44 1H45V3H43V4H44V6H46V5H45V4L47 3L46 1H49V0H44ZM50 1H51V0H50ZM54 1H56V0H54ZM77 1H78V0H75L74 2L71 3V5H72L73 8H74V5H75V6L78 5V2H77ZM100 1H101V2H102V1L104 2V1H105V2H106V1H108V0H97V1H95L94 4H91V6L94 5V7H93V6L91 7V6L89 5L91 8H89V7H86V8H84V7H79V8H77V10H76L77 13L74 11V14L76 13L75 15H79V16L83 19L82 15H85L87 12L89 13V11L93 10V11L90 12V13H93V14L90 15V13H89V14L87 13L88 15L86 14V16H84V18L87 17V18L89 19V20L87 19L88 21L86 20V21H84V22H88V23L90 22V24H86V23H84V22H83L84 19L82 20L81 18H80V19H81L82 21H81V23L79 22V24H81V26H82V24H83V26H84L85 28H87L86 31L93 27L92 30H93L94 32L97 33V34H95V35H97V36H95L96 38H93V41L95 42V45H96V46H94L93 49H94V50L97 49V48H98V49H101V50H99V51H100L101 53H103V51H102L103 49H104L105 51L107 50L106 48H104L103 45L106 46L107 44L111 43V44H109L110 47L108 46L109 48H108V47H107V48H108L109 50L111 49L110 51H112L113 49H112L111 47L114 48L115 46H117L118 43H120V42H118V41L121 40V39L119 40V37H118L119 34H118V33H119L120 28H121V26H122L121 24H124V25H125L126 22L128 23L129 19L132 20V19L136 16L135 13H137L138 15H140L138 11H140V13H141L142 8L145 7V6L147 5V3H146V5H143V7H139V6H141L140 4H145V1H146V0H144V2L141 0L142 3L140 2V3H138V4H136L137 1H134V0H129L130 4H128V3H129L128 0H121V1H120V0H111V1H108L109 3L106 2V3H107V7H108V9H106V10H101V12H100V10L96 9V7L100 6V4L103 3V2L101 3ZM112 1H113V2H112ZM122 1H124V2H122ZM131 1H134L133 3H135L136 5H133ZM27 2H28V1H27ZM27 2H26V3H25V1H24V2H23V1L20 2V4L18 5V7H20V5H21V7H22V4H23V7H22V8L20 7V10H21V9H24L25 7H27V8H25L26 12H30V9H29V7H28V3H27ZM42 2H43V0H42ZM51 2H52V1H51ZM51 2H50V3H51ZM76 2H77V3H76ZM79 2H80V1H79ZM120 2H121L122 4H121ZM127 2H128V3H127ZM138 2H139V0H138ZM48 3H49V2H48ZM48 3H47V4H48ZM55 3H56V2H54L53 4L51 3V4L54 5ZM73 3H75V4L73 5ZM98 3H99V4H98ZM124 3H125V4H124ZM40 4H39V6H40ZM57 4H58V3H57ZM131 4H132V6H133L134 8H136L137 5H139V6L137 7V9L140 8V9H138V10L136 9L137 11H136V10L133 11L134 16H133V14L131 13L132 8H133L132 6H130ZM24 5H26V6H24ZM48 5H50V4H48ZM48 5H47V6H48ZM55 5H56V4H55ZM55 5H54V7H56ZM71 5H70V7H71ZM96 5H98V6H96ZM109 5H111V6H109ZM117 5H118V6H117ZM119 5H120V6H119ZM124 5H126V6L128 5V6L125 7V8L128 9L129 12H130L131 14H130V13L124 8ZM47 6L45 7V9L47 8ZM115 6H116V8H115ZM129 6H130V7H129ZM120 7H121V8H120ZM81 8L84 10V12H81L82 14L80 13V11H83V10H81ZM87 8H88V9H91V10H88ZM94 8H95V9H94ZM114 8H115V9H114ZM117 8H118V9H117ZM119 8L122 9V10L124 9V10L122 11V14L120 13L121 11H120ZM129 8H130V9H129ZM134 8H133V9H134ZM69 9H70V8H69ZM69 9H68L67 7H65V9H63V10H61V11H58V12L55 11V12H56V14H58L57 16H60V15H63V16H64V14H65V17H66V18H64L63 21L68 22V21L70 20L71 16H68V15H67L68 12H66V10H69ZM79 9H80V10H79ZM112 9H113V11H112ZM116 9H117V11H116ZM46 10H47V9H46ZM48 10H49V9H48ZM78 10H79V13H80V14H78ZM108 10L110 11L109 13H108ZM125 10H126V12H124ZM85 11H86V13H85ZM102 11L104 12L103 17L101 16V14L103 13ZM119 11H120V12H119ZM48 12H49V11H48ZM106 12H107V13H106ZM114 12H117V14L114 13ZM63 13H64V14H63ZM83 13H85V14H83ZM95 13H96V14L98 13L99 15L97 16V15H95ZM105 13H106V14H105ZM113 13H114V14H113ZM126 13H128V14H126ZM143 13H144V11L142 12V14H143ZM46 14H48V15H46L47 17L49 16V14L51 15V17H48V18H47L48 21L50 20L49 22L53 21V20H51L53 17H54V18L56 17L55 14H54V11H53V10H50V13H46ZM115 14H116V15H115ZM119 14H121V15H120L121 17L119 16ZM123 14H126L127 17H128V15H129L128 19L125 20L126 22L124 21L123 18L126 19L127 17H125L126 15H125V16H122ZM52 15H53V16H52ZM105 15H106V16H105ZM114 15L116 16V18H115L116 20L114 19ZM63 16H61V17H63ZM88 16H91V17L94 16V17H92V18H93V19H92L91 17H88ZM96 16L99 17V18H101V19H100L99 21H96L97 19H99V18H97ZM100 16H101V17H100ZM104 16H105V17H104ZM117 16H118V17H117ZM132 16H133V18L131 19ZM68 17H69V18H68ZM95 17H96V18H95ZM108 17H109V18H108ZM54 18H53V19H54ZM102 18H103V19H102ZM117 18H119V19H118L119 22L117 21ZM121 18H122V19H121ZM65 19H66V20H65ZM68 19H69V20H68ZM90 19H91V20H90ZM95 19H96V20H95ZM47 20L44 21L45 24L42 23L43 20H41V21L38 20V21H37L38 23L36 22V23L34 24L33 28H36V27L38 26V31L36 32L37 34L42 33L41 31L43 30V28L47 26L46 23H49ZM104 20H105V21L108 20L109 22H108V21L105 22ZM121 20H123L124 22H123V21L121 22ZM92 21H93V22H92ZM100 21H101L102 23H101ZM39 22H40V23H39ZM82 22H83V23H82ZM116 22H117V24L120 23V22H121V23H120V25H119V24L117 25ZM91 23H93V25H94V23H96L95 25H97V26L101 23V24H100V25H101V30H99L100 27H96V29H94L95 26H93V25L91 26ZM103 23H104V24L106 23L105 27L108 26V25H109V27L103 28V27H104V26H102ZM127 23H126V24H127ZM84 24H85V25H84ZM112 24H113L114 27H113V26H110V25H112ZM86 25H87V26H86ZM88 25H89V26H88ZM100 25H99V26H100ZM90 26H91V27H90ZM115 26H117V27H115ZM31 27H32V26H31ZM110 27H111V28L113 27L112 30L114 29V30L117 31L118 33H117V32L115 33L114 30L111 31V32H109V31H110L109 29H111ZM116 28H117V29H116ZM103 29H104V31L102 32ZM106 30L108 31V33H106V32H107ZM118 30H119V31H118ZM100 32H101V33H100ZM104 32L106 33V35H108V34H109V35L106 37ZM99 33H100V34H99ZM102 33H103V34H102ZM114 33H115V34H114ZM37 34H36V35H37ZM111 34H112V35H111ZM117 34H118V35H117ZM98 35H99L100 37H101L102 35H104L105 37L103 38V36H102L101 38H99V40H97V39H98V38H97ZM110 35H111V36H110ZM30 36H31L30 34H29V37L27 36V38H24V37L21 38V36H20L19 39L21 40V42H20V41H19V42H18V41L15 42V39H16V38H15V39L12 38V40H11L12 42H10V44H9L10 47H9V46L7 47V49H9V50H5V51H6L5 53H7V55H8L9 57L14 56V57H11V58H14L15 60H16V58H17L18 55H19V56H18V58H19V57L23 54L22 52L25 51V50H23V49H25V48L30 44L29 42L31 41V38H32V37H30ZM115 36H117L118 38L115 37ZM108 37H109V38H108ZM23 38H24V39H23ZM28 38H29L30 41H28ZM102 38H103V40H102ZM114 38H115V39H114ZM94 39H95V40H94ZM100 39H101V40H100ZM105 39H106V41H105ZM22 40H23V41H22ZM96 40H97V41H96ZM109 40H110L111 42H110ZM116 40H117V41H116ZM98 41H99V42H98ZM100 41H101V42H100ZM107 42H108V43H107ZM13 43H15L16 45L13 44ZM17 43H18L19 46H17ZM27 43H28V44H27ZM102 43H103V45H102ZM114 43H115V44H114ZM21 44H22L23 46H22ZM24 44L26 45V47H25ZM98 44H99V45H98ZM100 44H101V45H100ZM112 45H113V46H112ZM98 46H101V48H99ZM57 47H60V46H57ZM57 47H56V48H57ZM95 47H96V48H95ZM56 48L52 49V50H51V53H50V54H52V55H54V56H52V55H48V56H44V58H41V59H38V60H35V59L33 58L34 56H31L32 58L30 57V59L28 60V63L25 62L24 64L21 65L22 67H20V69L18 68V70H17L18 73H19L20 75H22V76L19 77V78H21V79H20L21 81L19 80V83H21V84H20L21 89H20V87H19V90H18L17 88H13V87H12V86H13V85H12L13 83H12L11 79L14 81V76L12 77L11 72H9L10 70L8 71V69L11 67V64H12L13 62H10V63H11V64H10L9 62L6 61L8 64L5 62L4 65H2V64H3V61L0 59V62H1V63H0V68H1V69H0V94L2 95L3 91H5V90H9V92H10V94H11V100H12V98L14 97L12 101H13L15 104H17V105L19 106V107L15 108L17 105L15 106V104H14L13 102L10 101V106H11L10 109H9V112H10V113H9V118H10V119H9L8 128H7V130H6V133H7L6 140H7V137H8L9 135L12 136V134H16V135H14V138H16L17 136H19L20 133L26 132V129L28 130V128L20 130V127H19V126H21L22 124H24V122H27L29 119H32V118L34 117L35 114H36V115L38 114L40 118H41V117L44 118V117H46L47 115L49 116L51 113H50V114H47V115H45V114H43V113L46 111V109H48L49 107H51V106L53 105V104H52V100H53V101H56L57 99L61 98V97H60L61 94H62V95H61L62 98L66 99V97H68V96H65V95H66L68 92L72 94V93H75L76 90H77V92H78V90H80L81 92H82V90H84V91H83L84 93H81V92L79 91V94H80V93L82 94V97H81V98H80L81 94L79 95L77 92L75 93V96H76V98H77V95H76V94H78V95H79L78 98H79L80 102L82 103V100H83V105H86V107H87L89 104L87 105L86 103H89V100H90L91 103H96V101L98 100L97 98H100V97H101V98L99 99L100 101H105L104 99H102V98H105V99H106V102L109 101V103H110V102L113 101L114 98L116 99L117 95L119 96V94H120L119 92H121V90H123V92H124V91H126V88H125V87L129 88V85H130V87H131V85H132L131 82H133V81H132L133 79H132V80H127L126 82H125V80H123V82L121 81L122 83H121V82L119 83V82L115 79L117 76L120 77V78L124 77L122 71H119V73L121 74V76L123 75L122 77H121L120 74L117 73V72H116L117 75L114 74V75H116V76H114V75L112 76V73H111V72H112V70H114V67L116 68L114 62H111V65H113V69H112L111 67H110V68H111L112 70H111V69H108V68L105 69V70L103 69L104 66H105V68H106V66H109L110 64L107 65V61H106V60L104 61V62H105V65H103L102 62H101V63L99 62V61L102 60V59H101V58H102V54L99 53V51H97L98 49L96 50V51L98 52V53H96V57H97L99 54H100L101 56H98L97 58H95V60H94V69H95L96 71H98V70H99V71H98V72H93V74H94V73H95V74L100 73L101 71H104L105 73H104V76H103V72H101L102 74L100 73L101 75L98 74V75H97L98 78H97L96 76H92L93 74H91L92 78H89L88 76H90V74H89V73H86L87 71L84 72L85 70H84V69L82 70V67H79V65H78L77 67L72 65V64L75 62L74 60H72V61L70 60L69 62L62 61L61 58H60V56H61V52H60V50L62 51V49H61L62 47H61V48H58L59 51H58V49H56ZM102 48H103V49H102ZM55 49H56V50H55ZM21 51H22V52H21ZM52 51H53V52H52ZM55 51H56V52H55ZM110 51H108V54L111 53ZM53 53H54V54H53ZM59 53H60V54H59ZM14 54H15V55H14ZM97 54H98V55H97ZM57 55H58V57H57ZM49 56H50V58H48ZM15 57H16V58H15ZM52 57H54L55 59L52 58ZM99 57H101V58L99 59ZM18 58H17V59H18ZM46 58H47V59H46ZM58 58H60V59H58ZM14 59H13V61H14ZM31 59H32V60H31ZM45 59L47 60V64H48V59H49V63H50L49 65H50V66H49V65L46 66V64H45V63H46V60H45ZM10 60H11V59H10ZM30 60H31V61H30ZM43 60H44L45 62H44ZM50 60H51L52 62H50ZM56 60H57V61H56ZM103 60H104V59H103ZM11 61H12V60H11ZM32 61H35V62L32 63ZM96 61H97V62H96ZM18 62H19V61H18ZM18 62H16V63H18ZM29 62H30V63H29ZM36 62H37V64H36ZM59 62H60V64H59ZM95 62H96V64H95ZM104 62H103V63H104ZM31 63H32V64H31ZM34 63L36 64V66L38 65V66L41 67V68H40L41 71L39 70V72H38L39 74H36L38 77H37V76H34V74L36 73V71H33L32 68L30 69V70H32V71H31L32 74H31L30 70H28L29 72L27 71L28 64H29V67H31L32 65H33V67H34V66H35ZM43 63H44V64H43ZM51 63H53V64H51ZM55 63H56V64H55ZM62 63H63V65H62ZM71 63H72V64H71ZM98 63H100L99 66L101 65L100 67L98 66L99 68L97 67V64H98ZM108 63H110V61H109ZM25 64H26V65H25ZM30 64H31V65H30ZM39 64H41V65H45V66H41V65H39ZM57 64H58L57 69H59V70H56V66H57ZM24 65H25L27 68H26ZM68 65H69V67H68ZM1 66H3V67H1ZM23 66L26 68V70L24 69V72H23V70L20 71L21 69L24 68ZM38 66H37V67H38ZM51 66H52V67H51ZM54 66H55V69H54ZM61 66H62V68H60ZM65 66H66V67H65ZM95 66L98 68V70H97V68H95ZM42 67H44V68H42ZM45 67H46V69H45ZM63 67L66 68V69H64ZM38 68H39V67H38ZM68 68H71V69H72V71H70V69H69V71L71 72L72 76L75 75V78L72 77V76H69V75H71L69 71H68L69 74H67V73H68V72H67V69H68ZM10 69H11V68H10ZM28 69H29V68H28ZM53 69H54V70H53ZM60 69H62V70L64 69V71L61 72ZM102 69H103V70H102ZM50 70H53V72L50 73V72H51ZM76 70H77V71H76ZM79 70H80V72H79ZM100 70H101V71H100ZM107 70H108V71L110 70V71L108 72ZM49 71H50V72H49ZM65 71H66V72H65ZM74 71H75V72H74ZM252 71H253V70H251V71H247V72H246V71H244V70H243V71L240 70V71H239V75H241L242 77H246V78H247V77H249L247 73H251ZM27 72H28V73H27ZM33 72H35V73H33ZM41 72L43 73V75H41V74H42ZM45 72H48V73L45 74ZM73 72L76 73V74H74ZM77 72H78V74H77ZM107 72L110 73V75H109ZM240 72H241V74H240ZM242 72H243V74H244V72H245L246 75L244 74L245 76H243ZM9 73H10V74H9ZM40 73H41V74H40ZM49 73H50V74H49ZM79 73H80V74H79ZM83 73H84V76H83ZM222 73H224L225 75H223ZM226 73H227V75H226ZM230 73H232L230 70H229V71L227 70V71L221 72V73H220V76H221V77L219 76L218 82H217V80H212V81H216V83L213 84V86H214V87H215V86L217 87L221 82L224 81V80H222V79H223L224 77L226 78V76H228V74H229V76L232 75V77L229 78V76H228V77L226 78V80H225L227 83H229V85H232L233 83H235V82H234L235 80L238 81L240 78H242V77H240V76L238 75V73H237V74H236V73H232L231 75H230ZM8 74H9V75H8ZM23 74H24V75H23ZM27 74H28L30 77H29ZM62 74H63V76H64V74H67V76H69V78H68L67 76H66V77H65V76L63 77ZM88 74H89V75H88ZM95 74H94V75H95ZM233 74H234V75H233ZM252 74H253V72H252ZM26 75H27V76H26ZM39 75H41V76H39ZM56 75H58V77H56ZM99 75H100L102 78H100ZM222 75H223V76H222ZM253 75H255L254 77H256L257 74H253ZM23 76H24V79H23ZM32 76L35 77V78H33ZM82 76H83V78H84L85 76H87V77H85V78H86V79H85L86 82H83V81L81 80V77H82ZM107 76H108V77H107ZM110 76H111V77H110ZM237 76H238V77H237ZM6 77H7V78H6ZM55 77H56V80H54ZM70 77H71L72 79H71ZM77 77H80L79 80H78ZM93 77H94L95 79H93ZM118 77H117V78H118ZM208 77H209V78H208ZM210 77H214V76H210V75L207 76L206 79H208V80H207L208 82H207L206 84H207V86H209V84H210L209 88H210L211 90L208 89V87L205 86V84H204L203 87H202V93H201V95L204 94V95H206L205 98H208L209 96H207V95H211V94H212V95H211V96H212V99H210V98H209V99H210V100H214V99H213V93H214V92H213V89H214V90H217L218 87H217V89L212 87V83H213V82H209V81L211 80ZM66 78H67V80H66ZM76 78H77V79H76ZM104 78H106V80H103ZM107 78H108V79H107ZM109 78L112 79V80H113V79H115V80L111 81ZM221 78H222V79H221ZM225 78H224V79H225ZM235 78H236V79H235ZM249 78H250V77H249ZM249 78H248V79H249ZM3 79H4V81H3ZM34 79H35V80H34ZM87 79H88V80H87ZM96 79H97V80H96ZM118 79H119V78H118ZM209 79H210V80H209ZM212 79H213V78H212ZM220 79H221V81H220ZM237 79H238V80H237ZM50 80H51V81H50ZM52 80H54V82H52ZM101 80H102V82H101ZM107 80H108V82H105V81H107ZM233 80H234V81H233ZM49 81L51 82V84H49ZM61 81H62V82H61ZM78 81H79V82H78ZM93 81H96V84H95V82H93ZM116 81H117V82H116ZM129 81H130V83H129ZM225 81L222 83V87L219 88V89H221V90H219V89L217 90L218 92H219V91H220V92H224L223 89L225 88V85H223V84L225 83ZM231 81H233V83H232ZM9 82H11V83H9ZM55 82H56L57 84H56ZM66 82H67V84H69V85L65 86V85H66V84H65ZM69 82L72 83V84L74 83V85H75L74 87H75V88L77 87V89H73V88H72L73 85L70 84ZM76 82H77V83H76ZM82 82H83V83H82ZM97 82H99V83H97ZM103 82L106 83L107 85H108L109 82H110V83H111V82H112V83L116 82L117 84H119V86H118L116 83H114L115 86H113V87L115 88V87L117 86V88H118V90H119L120 87L122 86V89H120L119 91H117L116 88L114 89V88L111 87L110 89H112V90H114V91H117V95H116L114 91H112V90L109 91V90H108V89H109L108 86L110 87V85H111L112 83H111V84L109 83V85L106 86V84H103ZM230 82H231L232 84H230ZM251 82H254V81H250V83H251ZM8 83H9L10 85H9ZM75 83L77 84V86H76ZM87 83H88V84H87ZM91 83H94V85L91 84ZM126 83H127V84H126ZM217 83H218V84H217ZM227 83H226V84H227ZM237 83H239V82H237ZM237 83H236V84H237ZM250 83H249V84H250ZM254 83H256V82H254ZM58 84L61 85L62 89H61V87L56 86V85H58ZM81 84H83V87H84V85H85L86 88H87V87L90 88V86H91V89L88 90V89H86L85 87H84V89H82V88H80V87H79V89H78V86H79V85L82 87ZM89 84H91V85H89ZM99 84H101V86H99ZM87 85H88V86H87ZM95 85H96V86H95ZM126 85H127V86H126ZM227 85H228V84H227ZM251 85H253V84L251 83ZM63 86H64V87H63ZM103 86L105 87V90H104L105 92H106V89L108 88L107 91L110 92L109 94L112 96L113 99H111V96H109L107 92H106V93L103 92V90H102V89H104ZM235 86H236V85H235ZM237 86H238V85H237ZM10 87H11V88H10ZM57 87H59V88H57ZM65 87H66V88H65ZM68 87H69V88H68ZM92 87H93V88H92ZM96 87H97V89H98V87H100V89L102 90L101 92H103V95H104V96H102V93H101V92H98L97 90H95L94 94H91V93H93L92 90L96 89ZM106 87H107V88H106ZM211 87H212V88H211ZM223 87H224V88H223ZM240 87H241V86H238V88H239L240 90H243V89H242L243 87H242V88H240ZM3 88H4V89H3ZM8 88H9V89H8ZM39 88H40V89H39ZM56 88H57V89H56ZM63 88H64V89H63ZM67 88H68V89H67ZM124 88H125V90H124ZM222 88H223V89H222ZM11 89H12V91H11ZM16 89H17L18 91H17ZM70 89H71V90H70ZM100 89H99V90H100ZM203 89H204V90L208 89L210 92H211V91H212V92H211V94H210V93L208 94V93H206L208 90L203 91ZM20 90H21V91H20ZM57 90H59V91L61 92V94H60V92L57 91ZM64 90H66L67 92L64 91ZM87 90H88V92H90V94H87V93H88ZM127 90H128V89H127ZM224 90H226V89H224ZM249 90H250V89H249ZM19 91H20V92H19ZM63 91H64V92H63ZM143 91H144V90H143ZM11 92H12V93H11ZM96 92H97V93H96ZM123 92H121L120 97L118 98L120 101H122L121 95L123 94ZM126 92H127V91H126ZM141 92H142V90H141ZM144 92H145V91H144ZM150 92H151V93H150ZM152 92H153V93H152ZM204 92H205L206 94H205ZM64 93H65V95L63 96ZM95 93H96V94H95ZM118 93H119V94H118ZM124 93H125V92H124ZM137 93H138V92H137ZM146 93H147V92H146ZM149 93L153 95L154 93H156V91H154V90L151 91V90H150ZM149 93H147V94L150 96ZM216 93H217V92H216ZM20 94H21V95H20ZM84 94L86 95V97H85L86 99L89 97L88 95H93V96H95V97H94V100H93V97L90 96V98H88V99L85 101V98H84L85 95H84ZM100 94H101V95H100ZM106 94H107L108 97L106 96ZM112 94H113V95L115 94V95L113 96ZM138 94L140 95V93H138ZM143 94H144V93H143ZM143 94L141 93L140 96H142ZM218 94H219V93H218ZM218 94H214V98L216 97L215 95H218ZM222 94H223V93L220 94L221 96H220V95L217 96V98L220 97L221 100H223V101L218 100L219 103H220V101H221V102H226V99L228 100V97L226 96V95H227L226 92L224 93V94H225V97L223 96L224 99L226 98L225 101H224V99H222ZM224 94H223V95H224ZM18 95H19V96H18ZM58 95H59V97H58ZM72 95H73V94H72ZM83 95H84V96H83ZM136 95H137V94H136ZM139 95H138V96H139ZM144 95H145V94H144ZM144 95H143V96H144ZM152 95H151V96H152ZM44 96H45V98H44ZM55 96H57L58 98H57V97L55 98ZM99 96H100V97H99ZM105 96H106V97H105ZM143 96H142L141 99L144 98ZM149 96H148V97H149ZM151 96H150V98H148V97L146 96V98H147L148 100H146V98H145L144 101H142V100L140 101V99H139V102H140V103H139V104H140L139 106H140V107H139V108L137 107V110H136V108H132V109L136 110V111H134L132 114H131V112H132L131 109H129L128 112L124 115L125 117H124V116H121V118H120V117H117L116 119H118V122H116V119L113 120L114 118H112L110 115H108L110 118H112L111 121H114V122L116 123L117 126L115 125L114 122H113V123L111 122V123H112L111 126L109 125V124H111V123H110V121L108 120L109 117H106L107 114L105 113V112L109 113L108 110L110 111V109H111L113 106H115V105L118 104L119 100L116 101L115 99H114L115 102H114V101L112 102V103H114L115 105H113L112 103H111V104L108 103V104H109V105L107 104L108 106H107V105H106V106H103V107L101 106V108H100L101 110H100V109L98 110V108H97V109L95 108L96 110L94 111V110H92V108H90V109L87 108V111H86V110H85L86 107H83V108H81V109L78 110V109H76L75 106H72V103H71V104L69 103L70 105L68 104V105H67V106H68L67 108H66L65 106H62L58 111H54V113L52 112V114L50 115V118H51V120H52L53 122H55V124L53 123V127L55 128L56 124L58 123V125L56 126L54 132H53V128L49 129V131L51 130V131L49 132V131H47L48 129H46V127H44V128L42 129V130H43L42 132L44 133V132H45V129H46V134H44V135H42V136H41L40 134H38V136H39L38 138H37V135L35 136V139L37 138L36 141L38 142V144H35V143H37V142L35 141L34 138H33L34 140L32 139V141L30 140L31 144H30V143L28 144V146H30V145H31V146L33 145V146H34V145H35L34 147H41V149H42V151H41V155L38 156V158H36V159H38V161H35V160H36V159H35V160L33 161V162H35V163L31 162L32 164L29 165L30 169H27L28 167L26 168L27 171L30 172V173H27V172L25 173V175L27 174L28 177H29V182H30V184H28L29 182L27 183L28 185L25 184V179H26V182H27V179H28L27 175L24 176V177H26V178L23 177L22 180H21V179L19 180V184L15 183L16 181L13 182V183H14V184H13L14 186H12V187H14V189H16V191H17V193H18V195H19V197H20L21 199L18 198V195H17V196L13 195L14 199L12 200V201H13V202H12V201L10 200V195H11V192H10V193L7 194L8 196L6 195V197L9 198V199H7V201L10 200L9 203H8L6 200H5V203H4V205H5V206L7 205V206L5 207V206L3 205V208H4V209H3V208H2V204L0 205V207H1V208H0V215H1V216L3 215L2 213H4V211L6 212L7 209H9V208H12V209H13V210H12V209H9V210H10V215H11V216H10L9 220H7V221H9L10 223H11V221H12V223H11L12 225H11V226H9L10 223H7V222H5L4 220H2V218H0V224L2 225V226L0 225V228L3 227L4 224H5V226H4V228H3L2 231H5V232H6V233H4V232L1 231L0 233H1L2 235H3V234H7V236H8V237H7L6 235L1 236V234H0V237H1L0 240L2 239V240L0 241V254H1V251L6 247V244H7V243H5V241H6L5 239H7V241H8L9 237H10V236L12 235V233H13L14 228L17 226V224L19 223V221H21L22 218L26 215L25 212H27L28 209H30V208L33 206V207L36 208V214L39 215L40 217L43 216V214H44V212H45V209H46V206H47L46 203H48V200H49L48 198H49V196L51 195L50 192H51L52 189H50L49 187L55 186L56 183H57V186L54 187V188H57V187H58V184H59V185L61 184V186H62V183L64 182V180H65L66 178H67V179H66L65 181H67V182H69L70 179H71V181H70L71 184H70L69 186H71V185L73 184L74 179H75V178L73 179V177H75V175H76V172H77L76 167L78 166V164H77V166H76V163H79V165L82 164L83 161H81L80 158L86 159V158L90 155L87 151H84V149H86V146H87L88 144H87L86 146H84V145L82 144L84 148L82 147V145H81V146L79 145V146H77L79 151H78V150H77V151H72V153H73V152H77V153L80 152V153H81V151H82V152H83L82 154H84V152H86V153H85V157H86V155H87V157L84 158V157H82V156H83L82 154H79L78 157H79L80 161H79V160L76 161V160H77V158H76V160L71 161V163H68V165H67V163H66V162L69 161V159L71 160V159H74V158H75V157L71 158L70 155H71L72 153H68V152H71V150H70V151L68 150V149H69V141H67V140H70L68 136H69V135H72V130H70V129H73V128H74V130H75V127H73L74 122L77 123L76 125H78V124L81 122V117H82V118L85 117V119H82V121L84 120V121H83L84 123L81 122V123L79 124L80 127L82 126V124H85L86 119H87V121L89 122V121L91 120V119H90L91 117H93L94 115L97 116V115H99L98 112L101 113V112L103 111V113H105V114L102 113V114L99 115V116L101 117V116L103 115V117L106 118V119H104V118L101 117L102 119H100V120H101V121H100V120H98V119H99V116H97L98 119H95L96 117L94 116L93 118L95 119V121H94V119L92 118L93 120L90 121L92 124H91L90 122H89V123L86 122V124H87L88 126L91 124L92 126L90 125L89 127H90V128L92 127L91 129H94V130L96 129V131H97V129H98V131H100L101 129H104V127H106L105 130L107 131V134H104V135H105V136H106V135H110L109 137H107V136H106V137L109 138V139L112 138V139H115V140H116L117 138H113V136H111V134L114 135V137H115V136H116L115 134L118 133V131L120 130V128L122 129L123 126H124L126 129H128V128H130V126L132 125L131 122H132L133 124L135 123V125L139 124V122H140V124H142V126L139 124V125H140V128H138V130H140L141 133L139 132V134H138L139 136H138V138H137V140H136V142H137L138 145H137V144H136V145H132V147H133V146H135V147L137 146V147H136V148H132V147H131V148H132V149H135V150L133 151V153H134L135 155H136V153H137V154H140L142 157H144V155H146V153L148 152V150L150 151V149L147 148V146H146L145 143H146V141H148V140H147L148 138H152V134H151V132L153 133V132L155 131V132L153 133L154 135H156L157 133L160 132L159 134H157V137H158V135L161 134V131L166 129V125H167V124L165 125L164 123H168V125H167L168 127H167V129L165 130V131H166V134H167V130L170 129L171 132H172V130H173V132L171 133V135L173 134V136H171V135L169 134L170 131H168V134H169L171 137H170L169 135H168V136L165 135V136L167 137V139H168V138L171 139V140L174 139V141H172V142H174V145H173L172 142H171V146H172V145H173V146H176L175 144H177V147H178V146L180 147V145H178L179 143H176V142H178V141L180 142V140L182 139V137H183L182 140H185L184 137H187L186 139H188V138L190 137L189 134L192 133L193 131H196L195 129H197V128L195 127V125H197L198 122H199L197 119L191 120L190 122H189V120H188V121H185V118H186L188 115H190V114L188 113V112H190L189 110H187L188 112H185V111H186V110H185V104L187 103V104H186V107H187V108H188L189 106L192 105L191 103H193V102H192L193 99L191 100V97H190V99L183 98L184 101H181L182 99H181V100L179 99V100L176 102L177 104L179 103L178 105L174 103V105H177V106L172 105V106H173L172 108H175V109L178 111L177 114L174 113V110H173L171 107H170L171 109L167 107L169 110H167L166 108H164L163 110H164V111L166 110L167 112L165 111V112H166V113H165V112L163 111L162 114L165 113V114L168 115V111H169V114H170L171 111L173 110L172 113H171V115H173L172 117H174V118L172 119V118L170 117L171 115H170V116H166V117L168 118V120H167L166 117H165V115H164L165 118H162V119L160 120V122H163V123H162L163 126H162V124H160V123L158 122L160 118L157 120V118L155 117V120H157V122L159 123V124H156L157 122L155 123L154 120H153V117H152V116H154L155 114H154V115L151 114L152 116H150V114H149V116H148V115H147L148 113H146V110H145L144 107H143V106L146 107V105H144V103L147 104V103H149L150 100L155 99V96H154V95L152 96V98H151ZM192 96H193V95H192ZM96 97H97V98H96ZM235 97H236V96H235ZM62 98H61V101H62ZM78 98H77V99H78ZM91 98H92V99H91ZM217 98H216V100H217ZM220 98H219V99H220ZM237 98H238V97H237ZM41 99H42V100H41ZM43 99H44V101H43ZM45 99H46V101H47L48 103L45 101ZM49 99L51 100V102L49 101ZM55 99H56V100H55ZM95 99H96V101H95ZM107 99H110V100H112V101L107 100ZM149 99H150V100H149ZM185 99H186V100H190V101H186ZM238 99H239V98H238ZM21 100H23L24 102L21 101ZM66 100H67V102H68V99H66ZM66 100H63L64 102H60V101H59L58 104L66 103ZM99 100H98V101H99ZM40 101H41V103H40ZM42 101H43L44 103H42ZM69 101H70V100H69ZM87 101H88V102H87ZM180 101H181V102H180ZM84 102H85V103H84ZM142 102H143V103H142ZM183 102H184V103L186 102V103L184 104ZM188 102H189V103L191 102V103H190L191 105H190ZM227 102H228V101H227ZM50 103H51V104H50ZM119 103H120V102H119ZM141 103H142V104H141ZM181 103H183V105H182ZM195 103H196V102H195V100H194V103H193L194 105H193V106H195ZM217 103H218V102H217ZM13 104H14V105H13ZM40 104H41V106H40ZM42 104H43V105H42ZM47 104H48V105H47ZM73 104H74V103H73ZM220 104H221V103H220ZM223 104H224V103H223ZM230 104H231V103H230ZM38 105H39V106H38ZM74 105H75V104H74ZM112 105H113V106H112ZM221 105H222V104H221ZM225 105H226V106L229 105V102H228V104L225 103ZM231 105H232V104H231ZM169 106H171V105H169ZM179 106H180V107H179ZM181 106H182V107H181ZM223 106H224V105H223ZM226 106H225V107H226ZM25 107H26V108H25ZM28 107H30V108H29L30 110L27 109ZM31 107H33V108H31ZM36 107H37V108H36ZM38 107H39V108H38ZM41 107H42V108H41ZM43 107H44V108H43ZM70 107H71V109H70ZM73 107H74V108H73ZM108 107H110V108H108ZM177 107H179V109H178ZM231 107H232V106H231ZM231 107L229 106V108H231ZM18 108H20V109H18ZM35 108H36V109H35ZM40 108H41V109H40ZM84 108H85V109H84ZM102 108H103V109H102ZM105 108H107V109H105ZM180 108L182 109V111H179V110H181ZM227 108H228V106H227ZM229 108H228V109H229ZM17 109H18V110H17ZM33 109H35L34 113H33ZM38 109H39V111H38ZM73 109H76V110H73ZM82 109H83V111H82ZM93 109H94V108H93ZM231 109H232V108H231ZM19 110H20V112H21L22 114L19 112ZM25 110H27V112H23V111H25ZM69 110H70V112L73 111V112L71 113V115H70V113H66V111L68 112ZM80 110H81L83 113H88V115H84ZM104 110H106V111H104ZM142 110H143V111H142ZM144 110H145V111H144ZM229 110H230V109H229ZM229 110H228L227 113L225 114L224 119H226V117H228L227 119H231V118H232V117H231V113H232V111L235 110V109L233 108V110L231 111V113H230ZM17 111H18V112H17ZM61 111H62V113H61ZM75 111H77L78 113H82V114H79V115H78V113H76ZM79 111H80V112H79ZM91 111H92V112H91ZM139 111H140L141 113H140ZM191 111H192V110H191ZM237 111H238V110H236V113H237ZM2 112H3V111H2V107H1V105H0V117L2 116ZM30 112H31V113H30ZM41 112H42V113H41ZM142 112H143V113H142ZM181 112L183 113V115H184V113H185L186 117L183 116L182 114H180V115H182L183 117H182V116H179L178 113H181ZM193 112H194V110H193ZM193 112H192V113H193ZM228 112H229L230 114H228ZM17 113H18V114H17ZM73 113H74L75 115L77 114V116L74 115V116H75V117H74V116H73ZM93 113H95V114H93ZM192 113H191V114H192ZM238 113H239V114H237L236 116H237L238 118H239V117H240V118H239V120H238V118L236 119V117H235V120H238V121H237L238 124H237L236 122H235V123H236L237 126H238V125L241 126L240 124L246 120V119H245V120L243 121V118H245V116H246L248 113H247V111H246L245 109H243V110H239ZM19 114H21V116H24L23 114H25V116H26V115H28V116H26V117L24 116V117H25V121H24V117H20ZM30 114H31V115H30ZM54 114H56V115H54ZM92 114H93V116H92ZM142 114H144V115H142ZM227 114H228V115H227ZM32 115H33V116H32ZM36 115H35V116H36ZM57 115H58V116H57ZM65 115H66V116H65ZM81 115H82V116H81ZM89 115H90V117H89ZM129 115H130V116H129ZM137 115H138V116H137ZM145 115H146V116H145ZM226 115H227V116H226ZM232 115H235V113L233 112ZM55 116H56L57 118H56ZM70 116H71V117H70ZM79 116H81V117H79ZM86 116H88V118H87ZM139 116H140V117H139ZM147 116H148L149 118L152 117V120H153V121L151 120V121H152L151 125L155 123V124H154L155 126L153 125L154 127L151 128V126H147V125H145V124H148V123H149L148 125H150V122H146L147 120L149 121V119H148ZM162 116H163V115H162ZM175 116H176V117H175ZM229 116H230V118H229ZM39 117H38V118H39ZM54 117H55L56 119H55ZM76 117H77V118H80V119H78V121L80 120L79 123H78L77 119H76V121H74ZM123 117H124V120L121 121V120L123 119ZM146 117H147V118H146ZM169 117L172 119V121H171V119H170ZM177 117H179L180 119L183 118V120H184V121H183L184 124H182L180 121H178V122H176V123L179 125V129H180V131L183 129L182 131L186 130L185 133H187L188 131L190 132L189 134L187 133L188 136H187L184 132H182V131H181L182 133L180 132L181 136L179 135V132H177V133L174 132V128H172V126L174 125V122H175V121L173 122V120H176ZM247 117L249 118V115H248ZM247 117H246V118H247ZM255 117H257V120H256ZM258 117H259V118H258ZM27 118H28V119H27ZM53 118H54V119H53ZM72 118H74V119H72ZM131 118H132V119H131ZM137 118H138V120H137ZM233 118H234V117H233ZM248 118H247V119H248ZM254 118H255V119H253V118H250V119H253V120H251V121H252V126H255L254 129L256 128V130H251V132H252V135H253V136H256V137H257V136L259 135V132L261 133V131H262V133H261L262 135H263V133H264V118L262 119L260 116H254ZM26 119H27V121H26ZM57 119H59V121H58ZM65 119H66L67 121H66ZM144 119H147V120L144 121ZM150 119H151V118H150ZM163 119H164V120L166 119L165 122H164ZM227 119H226V122L229 121V120H227ZM241 119H242V120H241ZM250 119H249V120H250ZM258 119H259V120H258ZM51 120H50V121H51ZM54 120H55V121H54ZM64 120H65L66 122H65ZM69 120H71V121H69ZM105 120H106V122H105ZM132 120H133V121H132ZM139 120H140V121H139ZM162 120H163V121H162ZM169 120H170L171 122H170ZM240 120H241V121H240ZM63 121H64V122H63ZM97 121H98V122H97ZM127 121H128V124H127ZM134 121H138V122L136 123V122H134ZM59 122H60V123L63 122L62 124H60L61 126L59 125ZM67 122H68V123H67ZM108 122H109V123H108ZM120 122H121V125H122L123 122H124V123L126 122V124H125V125L123 124V126H120V127H119V125H120L119 123H120ZM143 122H144V123H143ZM169 122H170V123H169ZM179 122H180L181 125L179 124ZM194 122H197V123H194ZM239 122H240V123H239ZM70 123H72L73 125L70 124ZM93 123H95V125H94ZM106 123H108V125H105ZM117 123H118V124H117ZM171 123H172V124H171ZM191 123H192V127H190V126H191ZM193 123H194V125H193ZM258 123H259V124H258ZM86 124H85V125H86ZM98 124H99V127L102 126V125H104L103 128H102V127L99 128V127H98ZM129 124H131V125H129ZM169 124H170V125H169ZM186 124H189V125H186ZM208 124H209V126L207 127ZM225 124H226V123H225ZM227 124H229L230 127H235V124H231V123H229V122H228ZM227 124H226V125H227ZM230 124H231L232 126H231ZM250 124H251V123H250ZM28 125H29V126H30V125H33V123L30 122ZM62 125H64V126L62 127ZM68 125H71V126H72V127H70V128H67V129H68V133H70L69 135H68V133L66 132V131H67L66 127H68ZM76 125H74V126H76ZM79 125H78V126H79ZM85 125H83L81 128H83ZM93 125H94V126H93ZM113 125H114V126H113ZM126 125L129 126V127L127 128ZM158 125L160 126V128H159ZM164 125H165V126H164ZM184 125H185V127H184ZM207 125H206V128H207V129L204 127V128L201 130L202 134H203L205 137L201 134V132L199 133V131H196V135L199 133L198 135L200 136V140H199L200 142H201V141L204 142L205 140L208 142V143L206 142V144H205V142H204V144L206 145V147L203 145L204 147L202 148V147H201L202 145H198V143H197L195 140H197V139L199 138V136H198V135H197V136L195 135V136L197 137V139H195V137H193V136H194V132H193V133H192L193 135L190 134V135H192V136H191V139H190V138H189V139H190V140H194L195 142L192 141L193 144H191V141H190V143H188L189 141L186 142V140H185V142H184V141L182 142V140H181L180 143H182L183 146H181L180 148H182V147L185 146L184 149H186V147L188 146V145H186V144H190V145L193 146V145H195V143H196V144L199 146V148L201 147V149L204 150V148H207V147L211 146V145L209 144V139H210L211 137H214L213 139L211 138V139L214 140V142H215L214 147H213V145H212V147H209L210 150L207 148V149H208V152L206 151L207 149L204 150V154H207V156H209L210 154H212V155H210V156H213V157H214V154H215V151H216V152H217V153H216V157H217V160L219 159V160H218L219 162L221 161L222 158H223L222 160H224V161L226 160V161H225L226 163H225V162L222 163L223 161L220 162L221 164H223L222 166H224V165H226V164L229 163V162L227 161L228 159H226V158L229 157L230 154H231V155H235V154H236V153H235V150L238 151L237 146H235V145H236V140H235V139L238 138L237 141H239V139L241 138V136H243L242 138H244L245 132H243V134H242V133H241V129H240L239 126L237 127L238 129L235 128V130L237 129V130L234 132L235 135H233V133H232L231 136H228V137L231 139V141H230V139L228 138V139H229V142L231 143V142L233 141V143L230 144V143L228 142L227 137H224V136L222 135V136L224 137V139H226L227 141H226V140H223V138H222V136H221L220 133H219L220 135H219V134H218V135L215 134V135H217V136L215 137V136H214V133H212V132H213V131H212L213 128H211L210 123H207ZM256 125H257V127H256ZM78 126H76V128H78V129H76V131H77V130H80V131H81L82 129H80V127H78ZM108 126H110V128H107ZM112 126H113L115 129H114ZM169 126H170V128H169ZM59 127H61V128L58 129ZM97 127H98V128H97ZM142 127H143V129H142ZM149 127L152 129V131H150V135H149V131H148V130L150 129ZM157 127H158L159 129H161V131H159V129H158ZM161 127H163V128H161ZM182 127H184V128H182ZM193 127H194V128H193ZM241 127H244V123L242 124ZM258 127H259L261 130H260V129L258 130V129H257ZM14 128H15V129H14ZM16 128H17V129H16ZM64 128H65V129H64ZM85 128H86V127H85ZM111 128H112V129H111ZM116 128H117L118 130H117ZM125 128H123V129H125ZM145 128H149V129H145ZM154 128H155V130H153ZM171 128H172V130H171ZM186 128H189L188 131H187ZM210 128H211V129H210ZM214 128H215V127H214ZM18 129H19V130H18ZM61 129H64V130H66V131L63 130V131H64V133H63V131H62ZM109 129H111V130H110L111 132H112V130H113V133H114V134L111 133V132L109 131ZM151 129H150V130H151ZM156 129H157V130H156ZM209 129H210L211 131H210ZM242 129H243V128H242ZM9 130H10V131H9ZM13 130H14L15 133L13 132ZM57 130H58V132L55 133V131H57ZM60 130H61V131H60ZM74 130H73V132H74ZM143 130H146V131H143ZM192 130H193V131H192ZM203 130H208V131H207L208 133H209V131H210V135H211V136H208L209 134L205 133ZM238 130H240V131H238ZM257 130H258V131H257ZM11 131H12V132H11ZM17 131H18V133H17ZM80 131L77 132V135H76V136L79 138V140H82V138H83V137H86L87 134L84 132V129H83L81 132H82V133H85V134H83L84 136L81 137L82 135H81V136L78 135V134H80V133H79ZM85 131L87 132V130H85ZM98 131H97V132H98ZM114 131H116V132H114ZM132 131H133V130H131V129H130V130L128 129V132H126V131L124 130V132H126V134H129V135H128L129 137H128L126 134H125V135H126V140H127V137H128V141H130V143H131V142H133V143L135 142L134 140L132 141L133 136H134V134H135L134 131H133V133H132ZM147 131H148V132H147ZM165 131H164V132H165ZM253 131H254V132H253ZM256 131H257L258 133H255ZM8 132H9V133H8ZM100 132L103 133L104 130H103V131L101 130ZM108 132H110L111 134H108ZM143 132H144V133H143ZM145 132H146V133H145ZM238 132L241 133V136L238 134ZM247 132H249V131H247ZM52 133H54V134L52 135ZM66 133H67V134H66ZM147 133H148V135H146V136H145V140H143V139H144V136H143V135H144V134H147ZM175 133H176V134H175ZM217 133H218V132H217ZM17 134H18V135H17ZM47 134H48V135H47ZM65 134H66V135H65ZM131 134H132V135H131ZM177 134H178V135H177ZM183 134H184V135H183ZM200 134H201L202 136H201ZM254 134H255V135H254ZM257 134H258V135H257ZM46 135H47V136H46ZM63 135H65L66 137L63 136ZM67 135H68V136H67ZM88 135H89V134H88ZM140 135H141V136H140ZM174 135H175V136H174ZM182 135H183V136H182ZM212 135H213V136H212ZM232 135H233V139H232ZM238 135H239L240 138L238 137ZM20 136H22V135H20ZM52 136H53V137H52ZM89 136H90V135H89ZM89 136H87V137L84 138V139L87 140V138H89ZM105 136H104V138H105V140H106V137H105ZM130 136H131V138H132L131 140L129 139ZM147 136H148V137H147ZM150 136H151V137H150ZM176 136H179L180 138L177 139L178 137H176ZM220 136H221V138L219 139V141L221 140L222 144H224V143L226 142L225 144H226V146L229 148V149L226 148V149H225L226 151H224V149H222V150H223L222 152L220 151L221 148H222L223 146H225V145H222L221 142L218 141V138H219ZM260 136H261V135H259L257 138H259ZM41 137H42V138H41ZM48 137H49V140H50V141L48 140ZM50 137H51V138H50ZM67 137H68V138H67ZM80 137H81V139H80ZM146 137H147V138H146ZM175 137H176V138H175ZM201 137H203L205 140L202 139ZM207 137H209V138L207 139ZM217 137H218V138H217ZM234 137H236V138H234ZM39 138H40V140H39ZM70 138H71V137H70ZM155 138H156V136H155ZM193 138H194V139H193ZM245 138H246V137H245ZM18 139H20V137H19ZM44 139H45L46 142L44 143V146H43V148H42V146H41L40 144H41L42 141H44ZM62 139H64V140L62 141ZM109 139H107V140H109ZM139 139H140V140H139ZM153 139H154V138H153ZM176 139H177L178 141H176ZM215 139H216L217 142L215 141ZM20 140H21V139H20ZM65 140L67 141L68 144H66V141H65ZM85 140H84V141H85ZM107 140H106V142H107ZM34 141H35V142H34ZM84 141H82V142H84ZM143 141H145V143H144ZM175 141H176V142H175ZM197 141H198V140H197ZM234 141H235V143H234ZM254 141H255L254 143H249L250 141L247 142V140H244V142H246V143L243 142L244 144H251V145H248L249 147L252 146V144H254V145H253L252 147H250V148H249L247 145H246V146H245L244 144L241 145V147H243L242 152L246 154V155L244 154L245 157L250 156V155H251V156H254V155H255V157H256V154H257V152H258L259 150H260L261 152H262V150L264 151V148H263V149H260V148H259V144H257L258 142H256V140H254ZM18 142H19V141H18ZM18 142H17V143H18ZM32 142H33L34 144H32ZM59 142H60V144H61V142H62V144H63V142H64L63 145H68V147L66 146V148H65L66 150H68V151L65 150L67 153L64 151V147H65V146H63L62 144H61V145L63 146V149L61 150L62 146L59 144ZM89 142H90V141H89ZM91 142H92V141H91ZM94 142L96 143V141H94ZM94 142H93V143H94ZM101 142L103 143V142H105V141L102 140ZM101 142H99L98 144L96 143V144L99 145ZM124 142H125V141H124ZM203 142H201L200 144H202ZM218 142H219V144H217ZM17 143H16V144H17ZM51 143H52V144H51ZM55 143H58L59 145L56 144V146H55ZM86 143H87V141H86ZM95 143H94L93 145L90 144L91 146H89V148L92 147V148H95V149H96V146H97V145H95ZM102 143H101V144H102ZM107 143H108V142H107ZM107 143H103V147H104L105 144L107 145ZM133 143H132V144H133ZM141 143H142L143 145H142ZM228 143H229V144H228ZM255 143H256V144H255ZM16 144L14 145V148H13V150H14V151H13V154H12V151H11V155L9 154L10 152H9V153L6 152V153H4V154L2 155V157H6L7 159L9 158L8 160H7L6 158H3L4 160H5V159H6V160H5V161H4V160L2 161V157H0V159H1L0 162H1V161L3 162V164H2V162L0 163V167H2V168H0V171H2L4 168H6V167H7L6 165H8V164H9L8 167H11V168L13 167V168H14L15 165L12 166V164H17L18 162L21 161V159H20L21 157H20L19 154H23V153L25 154V153H26L27 148H28L27 146H24L23 144L18 143V145L21 144L20 147L23 148V149H22V148L20 149V147L17 146ZM49 144H50L51 146H50ZM144 144H145V145H144ZM182 144H181V145H182ZM227 144H228L229 146H228ZM233 144H235L234 146L236 147V149H234V151H233V148H235V147H233ZM94 145H95V147H94ZM197 145H195L194 148H197ZM207 145H209V146H207ZM221 145H222V147H221ZM230 145H232V146H230ZM257 145H258V146H257ZM45 146H46V147H45ZM48 146H50L51 148H49ZM52 146H53V148H52ZM100 146H101V145H100ZM100 146H99V148L102 147V146H101V147H100ZM142 146H143V147H142ZM166 146H167V147H166ZM216 146H218V148L220 147V149H218ZM226 146H225V147H226ZM256 146L258 147V148H257V151H256V152H255V151L253 152V150H254L253 148L256 147ZM16 147H17V150H16ZM18 147H19V148H18ZM26 147H27V148H26ZM54 147H55V148H54ZM60 147H61V148H60ZM80 147H81V148H80ZM116 147H117V146H115V148H116ZM164 147H165V149H164L163 151H169V152H171V151L174 152V151L176 150L175 148H177V147H175V148H174V147H170V146H168L167 144H166V145L164 144ZM169 147H170L171 149L173 148L174 151H173V150L170 151ZM215 147H216V148H215ZM232 147H233V148H232ZM48 148H49L50 150H51V149H52V150L55 149V150H54V151H52V150L50 151ZM79 148H80V149H79ZM82 148H83V150H82ZM97 148H98V147H97ZM99 148L96 149V151H95V149H93V150L95 151V153L93 152V154L91 153V152L93 151L92 149H91L92 151H89V149H87V150H88V151L93 155V157H94V156L96 155L97 150H99ZM104 148H105V147H104ZM167 148H168V149H167ZM180 148H179V150H178V148H177V150L175 151L176 153L174 152V154H177V153H178V154H179V155H178V156H179L178 158H184V159H185L186 156H185V157H183V156H184V154H186L187 157H188V154H187V153L189 152V154H190V149H191V147H190V148L187 147V149L189 148V149H188L189 151H187L186 153H185V150H184V153H183V148H182V149H180ZM192 148H193V147H192ZM244 148H246V149H244ZM247 148H248V150L252 148V151L250 150L249 152H252L253 155H252V153H248V152H247ZM24 149H25V152H24ZM46 149H47V151H46ZM56 149H57V150L60 149V150H59L60 152H61V151H62V152L64 151L67 155L70 154V155H69L70 158H69L67 155H66L67 158H66V157H63V156H65L64 152H63V156L61 157V156L59 155L60 152L58 151V153H59V154H58ZM120 149H121V148H120ZM120 149H119V150H120ZM147 149H148V150H147ZM162 149H163V148H162ZM241 149H242V148H241ZM241 149L239 148L240 151H241ZM255 149H256V148H255ZM19 150H20V151H19ZM22 150H23V153H21ZM101 150L103 151V148L100 149V151H99L100 153H101ZM146 150H147V151H146ZM180 150H182V151H180ZM217 150H219L220 153H218ZM227 150H229V151H227ZM231 150H232L233 152H232ZM115 151H116V150L114 149V152H115ZM120 151H121V150H120ZM135 151H136V153H135ZM140 151H141V153H140ZM145 151H146V152H145ZM178 151H180V153L182 152V153H181L182 155H180V153H179ZM191 151H193V149H191ZM205 151H206V153H205ZM211 151H212V153H211ZM213 151H214V152H213ZM230 151H231L232 153H231ZM245 151H246V152H245ZM14 152H15V155H14ZM43 152H47V153H43ZM50 152H51V153H50ZM54 152L57 153L58 155H56ZM62 152H61V153H62ZM143 152H144V154H143ZM172 152H171L170 154H172L173 156L169 155V153H167V152H161V154H160V158H159V159H161V160H159L158 157L156 158L155 156L151 159V157H152L151 154H150L151 151L148 152V155H146V156H148V157H150V158H147V159H146V156H145V158H143V159H144V160H143L144 164L142 163V166H143L142 169L144 170V165H145V163H146V161H147L148 159H149V160L151 159V161H149V160H148V161H149L150 165H152V166H149V163H147L148 165L146 164V168H145L146 170L143 171V173H145V172H146V173H145V174H143V173L138 174V175L136 176V178H137V177L139 178V179L137 178L138 181L135 179V177L131 180L132 182H133V180H136V181H134V184H138V186L142 188L143 192H145V194H146L147 198L150 200V202H156V203H157V202H160V201H162V200H165L164 198H166V196H168V193H167V192H169V191L172 189L171 187H173V192H172V193L170 192V193H171V194H174L175 192H177L178 187H176V185L178 186V183L180 182V180H182L183 182H186L185 180H183L184 175L182 176L181 179H179L180 177L177 176V175H179V174L175 175L176 173H179V172L181 173V172L186 168V164L184 163V162L186 161V159H185V160L182 159V160L184 161V162H183V161H180L181 159L176 160V159L174 158V160H175L176 162L179 161V162H182V165H185L184 167L182 166V167H183L182 171H181V169L179 170V168H181V166H180L179 168H178V166H175V167H173V169H172V165H173V164L170 162L171 165H169V166L171 167L172 170L178 168V169H176V171H178V170H179V171H178V172H174V176H177V178H176V177H175V178H176L177 180L179 179V181H177L176 179L173 180L174 178L172 179V177L170 176V175H171L170 173H168V174H170V175H167V176L165 175L167 178H166V177H162L163 174H167V170L164 169V170L166 171V173H165V172H162V171L160 170V167H161V169H162V166H160V165H161L160 163H161V161H162V165H163V164H164V160H165V164H164V166L167 167L168 164H169L168 161H170V158H171V161H172V160H173L172 157H175V156L177 157V155L174 156V154H173ZM194 152H195V151H194ZM209 152H210V154H209ZM238 152H239V151H238ZM242 152H241V153H240V152L237 153L236 156H237L238 154L243 155ZM18 153H19V154H18ZM49 153H50V154H49ZM77 153H76V154H77ZM97 153H98V152H97ZM117 153H119L118 150H117ZM262 153H263V152H262ZM24 154H23V155H24ZM43 154H44V155H43ZM46 154H47V156H48V155H51V157H49V156L47 157ZM52 154H53V156L55 155V156H54V159H53ZM88 154H89V155H88ZM94 154H95V155H94ZM98 154H99V153H98ZM98 154L96 155V156H98V157H96L97 159L99 158V155L101 156L103 153H102V154H99V155H98ZM142 154H143V155H142ZM149 154H150V156H149ZM163 154H164L165 157H166L165 154H168L167 156H169V157L171 156V157H170V158L166 157V159H164L165 157H164V156H161V155H163ZM192 154H193V153L191 152L190 159L192 158L191 156H193ZM194 154H196V153H194ZM228 154H229V155H228ZM248 154H250V155H248ZM5 155H6V156H5ZM9 155H10V157H9ZM12 155H13V156H12ZM17 155H19V156H17ZM23 155H22V156H23ZM73 155H75V153H73ZM73 155H71V156H73ZM77 155H78V154H77ZM80 155H82V156H80ZM117 155H118V154H117ZM219 155H220V156H219ZM226 155H227V156H226ZM261 155H262V154H261ZM16 156H17V157H16ZM57 156H58V157H61V158H64V159L66 158V159H68V161H66V159H65V161H66L65 164H64V163L62 164V162H63L64 160L61 159V158L58 159ZM120 156H121V152L119 153V157H120ZM158 156H159V155H158ZM218 156L221 157V159L218 158ZM15 157H16V158H15ZM19 157H20V158H19ZM40 157H41V161L39 160ZM45 157L47 158V160L45 159ZM76 157H77V156H76ZM89 157H90V159H88V158H87V159L90 160V161H91V160L93 161V160L95 159V157H94V159H91V156H89ZM162 157H164V158L162 159ZM194 157H195V155H194ZM255 157H253L252 160H255V161H256V159H257V161H258V162L260 161V162L262 163V165L264 164L263 157H260V158H262V159L257 158V157L255 158ZM11 158H12L13 160H12ZM17 158L20 159V160H17ZM42 158L45 159V161H43ZM55 158H56V159H55ZM188 158H189V157H188ZM197 158H199V157H197ZM209 158H210V157H209ZM254 158H255V159H254ZM83 159H82V160H83ZM156 159H158L160 162H157L158 160L156 161ZM199 159H200V158H199ZM199 159H197V161H198ZM10 160L12 161V164H10V163H11ZM51 160H53V162H55V161L57 160V161L54 163L55 166H53V162H51ZM95 160H96V159H95ZM95 160H94V161H95ZM121 160H122V156H121V158H120L119 161H121ZM145 160H146V161H145ZM152 160H154L155 162H157V163L160 164V165H158L157 163H154ZM167 160H168V161H167ZM174 160L172 161L173 163L175 162ZM192 160H193V158H192ZM252 160H251V161H252ZM13 161H14V162H13ZM46 161H47V164H46V165L44 166V168H43V163L45 164ZM58 161H60L59 164L57 163ZM75 161H76V162H75ZM94 161H93V162H94ZM96 161H97V160H96ZM96 161H95V162H96ZM166 161H167V162H166ZM193 161H194V160H193ZM195 161H196V158H195ZM195 161H194V163L196 164ZM242 161H244V159H242L241 162H242ZM262 161H263V162H262ZM4 162H5V164H4ZM6 162H9V163L6 164ZM15 162H16V163H15ZM42 162H43V163H42ZM69 162H70V161H69ZM73 162L75 163V165H74ZM80 162H81V163H80ZM122 162H123V161H121V162L119 163V166H120V164H121ZM151 162H152L153 164H152ZM176 162H175V164H176ZM227 162H228V163H227ZM38 163H39V164H38ZM41 163H42V164H41ZM60 163H61L63 166H64V165H67L68 167H69V166H72L73 168H72V167H70V168H66V166H65V168H64V167H60V166H62ZM72 163H73V165H72ZM123 163H124V162H123ZM167 163H168V164H167ZM183 163H184V164H183ZM192 163H193V162H192ZM194 163H193V164H194ZM197 163H198V162H197ZM244 163H245V162L240 163V166H242L241 164H243V166H244L245 164H247V163H245V164H244ZM50 164H51L53 167L50 166ZM69 164H71V165H69ZM193 164H191V165L193 166ZM1 165H2V166H1ZM48 165L50 166V168L52 167L53 170L56 169V170H55L56 172H55V171H52V168H51V169L48 168V167H49ZM56 165H58L59 168H61V169L64 168V170L62 169V171H64V172L61 173V172H60L61 170L58 169V168H57L58 166L56 167ZM121 165H122V164H121ZM153 165H154V166H153ZM4 166H5V167H4ZM80 166H81V165H80ZM80 166H78L77 168H79ZM124 166H126L125 163H124ZM124 166H122L121 170L123 169ZM155 166H157V168H158V170H160L161 174L158 173L159 175H155V174H157V172H158V170H155V169H156ZM159 166H160V167H159ZM169 166H168V168H170ZM173 166H174V165H173ZM187 166H188V165H187ZM227 166H228V165H227ZM240 166H239V168H241ZM248 166H249V165L247 164V167L244 166V167H246V168H243V167H242V168L240 169V170L242 171L241 173H243L247 168H249ZM8 167L5 169L7 172H4L5 170H3L4 173L1 172V177L6 176L5 173H6V174L10 173V172H8V171H10V170H9L10 168L8 169ZM54 167H55V168H54ZM74 167H75V168H74ZM128 167H129V166H127V167H125V168H128ZM147 167H148V168H147ZM149 167H152V169L149 168ZM225 167H226V166H225ZM252 167H254V165H252ZM13 168H12V169H13ZM36 168H38L37 171H39V168H42V169H40V171L42 172V174L40 173V171H39V172L36 171V174L39 173V175H38V174H37L38 176L35 175V174H34L35 172H33V170H34V169L36 170ZM47 168L49 169L48 172H47V170H48ZM71 168H72V169H71ZM125 168H124V169H125ZM154 168H155V169H154ZM188 168H192V167H191V166H188L187 169H185L186 171L184 170V172H183V173L186 172V176H187V177H184V178H186V180L192 179V177H188V175H189V173L187 174V171L189 172ZM196 168H197V165H196ZM7 169H8V170H7ZM68 169H70V170H73V169H74V171L76 170V172L71 171V172L73 173V174H72L70 171H68ZM148 169H149L150 172H151V171L153 172V170L155 171V172H153V173H152V172L150 173V172L148 171V172L150 173V175L153 174V175L156 176V177H157V176H158V177L161 176V177H159V178H161L160 180H162V183H163V184L161 183V181H160L159 179H157V182H158V180H159L160 183H161V186H160V184H159V186L156 185V184H154L156 187H157V186L160 187V188H158V191H159L158 194H157L158 191H157L156 189H155V191H154V188H156V187L153 186V184H150L148 181H146V182L144 183V182L140 179L142 176H144V175H146V174H147V176H149V173L147 172ZM171 169H170V170H171ZM194 169H195V167H193L192 171H190V172L193 173V172L196 170V171L194 172V173H195L194 176H195V175H196V172H197L198 170H197V169L194 170ZM243 169H245V170H243ZM29 170H30V171H29ZM35 170H34V171H35ZM57 170H59V173H57V172H58ZM65 170H67L68 173L70 172V174L67 175V172H65ZM164 170H163V171H164ZM193 170H194V171H193ZM11 171H13V170H11ZM31 171H32V172H31ZM44 171H45V173H44ZM50 171H51V172H50ZM127 171H129V170H127ZM127 171L124 170V173L128 175V173H129L130 171H129V172H127ZM49 172H50V173H49ZM54 172H55V174H54ZM126 172H127V173H126ZM2 173H3V174H2ZM11 173H12V172H11ZM31 173H32V175H30ZM52 173H53V175H52ZM60 173H61V174H65V173H66V176H71V175H72L73 177L70 178V177H66V176H64V177H65V179H64V177L61 176ZM43 174H44L45 177L42 176ZM58 174H60V176L62 177V178H61V177H59V178L64 179L63 181L60 180L61 182L57 179V180L59 181V183L57 182V180H56V178H55V177H56L55 175H58ZM129 174H130V173H129ZM197 174H198V176H199V175L201 176V173H197ZM217 174H218V173H217ZM3 175H4V176H3ZM153 175H152L151 177L154 178ZM192 175H193V174H192ZM31 176H32V177H31ZM33 176H35L36 178L38 177V178H37V179H36L35 177L33 178ZM58 176H59V175H58ZM172 176H173V174H172ZM229 176H230V174H227V178H228V179L226 180L227 185H229V187H230L229 189H231V188H232L233 190H235V188H236V190H237L238 188L240 189L241 186L238 187V186H239V184H238V186L235 187V185H237V184H235V182H233V180H232V179H234V181H236L235 176H234V177H231V176H233V175H231L230 177H229ZM42 177H44V178H42ZM46 177H47V179H52V180L55 179L56 182L54 183L55 180H53L52 185H50V184H51V183H50L51 181H50V180H47V182L49 181V182L47 183V182H46ZM149 177H150V176H149ZM204 177H205V176H204ZM204 177L202 176L203 179H201V177H200V178H197V176H196V177H194V180H195V178H197V179L195 180L196 182H197V181L199 182V181L202 180V182H201L202 184L207 183V179H206V177H205V178H204ZM244 177H245V179H244ZM244 177H243V176H240V180L243 179V181H245V180L248 181L247 177H246V176H244ZM39 178H40V179H39ZM68 178H69V180H68ZM164 178H166V180H165ZM229 178H231V179H229ZM31 179H32V180H31ZM43 179H44V180H43ZM72 179H73V181H72ZM154 179H155V178H154ZM205 179H206V180H205ZM23 180H24V181H23ZM30 180H31V181H30ZM37 180H38V181H37ZM39 180H40V181L43 180V181L40 182V183L44 182V185L42 184L43 186H42L40 183H38ZM171 180H173V183H174V181H176L177 184H176V182H175L176 185L172 184ZM192 180H193V179H192ZM192 180H191V181H192ZM203 180L206 181V182H204ZM230 180H232V182H233L234 184H233L232 182H231V184H228ZM21 181H23V182H22L23 185H22ZM131 181H130V182H131ZM139 181H140L141 183H140ZM163 181H164V182L167 181V182H165V183H167V184H164ZM227 181H228V182H227ZM45 182H46V183H45ZM67 182H65L66 184L64 183V186L66 185L67 187H69V186H68L69 183H67ZM132 182H131V183H132ZM135 182H139V183H135ZM170 182H171V184H170ZM189 182H190V181H189ZM32 183H33V186H32ZM158 183H159V182H158ZM168 183L170 184V189H168ZM16 184H17V186H16ZM24 184H25V185H24ZM53 184H55V185H53ZM139 184H140V185H139ZM184 184H185V185H182V183H181V185H182V186H185V188H186V183H184ZM20 185L24 186V188H23L22 186H20ZM26 185L29 186V188L26 187ZM40 185H41V186H40ZM47 185H48V186H47ZM147 185H148V186H147ZM149 185H151V186H150L151 189L149 188V191H150V192L147 190L148 187H149ZM171 185H174V186H171ZM179 185H180V183H179ZM15 186H16V187H15ZM18 186H19V187H18ZM37 186L42 187L43 190L41 189L42 191H39V189H38L39 187L37 188ZM233 186H234L235 188H233ZM17 187H18V188H17ZM25 187H26V188H25ZM30 187H31V188H30ZM152 187H153V188H152ZM174 187H176L175 192H174V189H175ZM187 187H188V186H187ZM221 187H222V185H221L220 187L217 186L215 189H217V188H220V189H221ZM54 188H53V190H54ZM180 188H182V187H179V189H180ZM185 188H184V192H185V190L187 189V188H186V189H185ZM222 188H223V187H222ZM22 189H25V190L22 191ZM37 189H38V190H37ZM188 189H189V188H188ZM188 189H187V191H188ZM220 189H219V190H220ZM18 190L22 193V195H24V196H22L23 199H22V197L20 196L21 193H20ZM26 190H29V191H26ZM53 190H52V192H53ZM56 190H57V189H56ZM167 190H169V191H167ZM181 190H182V194H181V196H180V195H179L180 193H178V192H181ZM181 190H178L177 194H174V195H176V198H178V197H177L178 195H179V198H181L182 195H183V196H185L186 194H189V195H190V191H191V190L188 191L189 193L186 191V192H187V193L185 192L186 194L183 192V189H181ZM217 190H218V189H217ZM221 190H222V189H221ZM45 191H46V192H45ZM171 191H172V190H171ZM24 192H27V193L24 194ZM48 192H49V193H48ZM52 192H51V193H52ZM54 192H56V191L54 190ZM54 192L52 193V195L54 194ZM15 193H16V192H15ZM149 193H151V194H149ZM46 194H47V195H46ZM159 194H161V196H163V198L159 199L160 201L158 200V197H159V198L161 197ZM157 195H159V196L157 197ZM189 195H186V197H182V198H187V199H188L189 197H187V196H189ZM242 195H243V194H242ZM242 195L239 196V197H241V199H239V197L237 196V198H238V199H237L238 203H240L241 200H243V201L245 200V202H246V198H245V196L243 195V198H242ZM44 196H45V197H44ZM195 196H197L196 193H195ZM50 197H51V196H50ZM149 197H150V198H149ZM169 197H171V196L169 195ZM169 197H167V199L169 200V202H173V200H175V201L177 200V199H174L175 196H174V198H172V201H171V199H169ZM197 197H198V196H197ZM11 198H12V196H11ZM16 198H17V200H16ZM45 198H46V200H45ZM182 198L180 199L181 201H180L179 199L177 200V201H179L180 203L177 202V201H176V202L174 201V204L176 203V206H177L178 203H179V207H178L179 209H181L182 207L185 208L184 206H185V204H187L186 208H187V207L189 208V209H187V212H188V213H189V212H192V211H189V210H193V209H195L194 207L196 206V205L194 206L193 203H192V205H193V209H192V207H191V209H190V207H189L188 205H189V203H191L192 200H193L194 202H196V201L202 202V201H201L202 198L199 199V197H198L199 200H198V199L196 200L194 197H192V198H194V199H192L191 201H188V200L186 199L187 202H189V203H187L186 201H184L185 199H183V201H182ZM18 199H19L21 202H19ZM190 199H191V195H190ZM190 199H189V200H190ZM212 199H213V198H212ZM214 199L216 200V197H215ZM214 199H213V201H214ZM234 199H236V198H234ZM33 200H34V201H33ZM43 201H44V202H43ZM166 201H167V200H166ZM193 201H192V202H193ZM203 201H204V200H203ZM233 201H234V203H236V202H235L236 200H233ZM233 201H232V202H233ZM10 202H12V203L15 202L14 204H17V205L11 204V205H12V206H11V205H9ZM16 202H18V203H16ZM181 202H182V203H181ZM183 202H184L185 204H184ZM204 202H206V204H207V201H204ZM230 202H231V201H230ZM7 203H8V204H7ZM241 203H242V201H241ZM20 204H21V205H20ZM34 204H35V205H34ZM37 204H38V205H37ZM180 204H181V206H182V204H183V206L181 207ZM194 204H195V203H194ZM203 204H204V203H202L201 205L203 206ZM206 204H204V205H206ZM227 204H228V202H227ZM23 205H24V206H23ZM26 205H27V207H26ZM28 205H29V206H28ZM192 205H191V206H192ZM19 206H23V208H22V207H21V208H18ZM13 207H14V208H13ZM24 207H25V210H23ZM203 207L206 208V206H203ZM6 208H7V209H6ZM17 208H18L19 211H15V210H17ZM1 209H3V210H1ZM21 209H22V210H21ZM11 210H12V211H11ZM38 210H39V211H38ZM181 210H183V209H181ZM184 210H185V209H184ZM202 210H203V211H206V209H202ZM229 210H230V209H229ZM194 211L197 212L198 215H197V213L195 214ZM13 212H14V213H13ZM21 212H22V213H21ZM184 212L186 213V211H183V213H184ZM193 212H194V213H193V214H194L193 216H196V215H197V217L199 218L200 222H203V220L201 221V219H200V217H199L200 214H199L198 210H193ZM230 212H232V211H230ZM15 213L17 214V216H16ZM19 213H20V215H19ZM185 213H184V214H185ZM188 213H187V214H188ZM13 214H14V215H13ZM187 214H186V215H187ZM191 214H192V213H191ZM230 214H231V213H230ZM230 214H229V215H230ZM19 216H20V217H19ZM184 216H185V215H184ZM200 216H201V215H200ZM197 217H195V218H197ZM11 218H12V220H11ZM14 218H15V219H14ZM198 218H197V220H198ZM186 219H187V218L185 217V220H186ZM224 219H225V220H223V221H225V222L227 223V217H225ZM15 220H16V222H15ZM183 220H184V219H183ZM195 220H196V219H195ZM199 220L196 221V223L198 222V224H200ZM2 221H3V223H2ZM13 221H14V222H13ZM14 223H15V224H14ZM16 223H17V224H16ZM184 223H185V221H184ZM187 223H189L188 220H187ZM223 223H224V222H223ZM186 225H188V224H186ZM186 225L184 224V226H186ZM213 225H214V224H213ZM215 225H216V224H215ZM215 225H214L213 228H215ZM184 226H183L182 230L179 231V232H181V233H179V232H175L173 235L170 236V237H172V239L169 238L168 240L171 239L170 241H171L172 243H171L170 241H168L167 238L164 239L163 242H162V240H160V241H161V244H164L166 247H165V246H164V247H161V246H160V247H159V246L157 247V246L155 245L154 248H155V249L158 248V252H157V254L154 252V251H157V250H154V251L152 250V252H154V254L158 255L159 251L161 252V251L164 250L165 248H168L169 245H170V243H171L170 247H173V244H174L173 242H175V240H174L173 238L177 236L175 239L178 240V239H177V238H178V235H177V234H178V233H179V235H180V234H183L182 231L184 230ZM216 227H217V226H216ZM11 228H12V230H11ZM7 230H8V231H7ZM215 230H217V229L215 228ZM218 230H219V229H218ZM217 232H219V231H217ZM176 233H177V234H176ZM219 233H220V232H219ZM219 233H218V234H219ZM215 234H217V233L215 232ZM218 234H217V235H218ZM221 234H222V233H221ZM221 234H219V235L221 236ZM174 235H176V236H174ZM222 235H223V234H222ZM5 236H6L7 238H4ZM2 237H3V238H2ZM173 240H174V241H173ZM167 242H170V243H167ZM166 243H167V244H166ZM4 245H5V247L3 248ZM167 245H168V247H167ZM170 247H169V248H170ZM159 248H160V250H159ZM161 248H163V249H161ZM152 252H150L149 254H142V255H140V256H139V257H140V260H141V258H143L144 260L147 259V261H145V262H146L145 264H147V262H148L149 260H150V261L148 262L149 264H150V263H153L154 261L152 262V259L155 258V257L157 258V256L154 255ZM152 254H153V255H152ZM150 256H152L151 259H150ZM153 256H154V257H153ZM0 260H1V258H0ZM142 261H143V260H142ZM143 264H144V263H143Z\"/></svg>",
  "mask_w": 264,
  "mask_h": 264
},
{
  "label": "water",
  "instance_id": "obj_3",
  "mask_svg": "<svg viewBox=\"0 0 264 264\" xmlns=\"http://www.w3.org/2000/svg\"><path fill=\"white\" fill-rule=\"evenodd\" d=\"M186 159V165L192 164L193 160L188 158L187 156L185 157ZM177 166H182L181 162L176 163ZM224 167V166H223ZM141 205L143 206V209L147 212L149 215H156L157 218L154 220H150L148 222V229H147V237L150 240L148 244L140 251L138 254H136L133 264H143L144 262L139 259V256L142 254H149L154 248V246H161L164 247V244H161L160 239H152L151 234L152 231L158 230L161 231L162 234H165V238H169L171 235H173L175 232H179L182 230L184 226V213L182 210H180L175 204L168 202V201H160V202H150V200L147 198L145 192L142 194V203ZM221 232V231H220ZM24 243L27 245L29 244V241L24 240ZM63 249L59 250H51L49 254H51L46 262H51L55 258H58L59 255L63 252ZM55 257V258H54ZM0 260V264H7L6 258L2 256Z\"/></svg>",
  "mask_w": 264,
  "mask_h": 264
}]
</instances>
